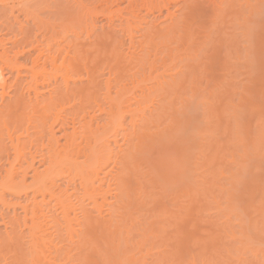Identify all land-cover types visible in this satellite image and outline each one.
<instances>
[{"label": "rangeland", "instance_id": "obj_1", "mask_svg": "<svg viewBox=\"0 0 264 264\" xmlns=\"http://www.w3.org/2000/svg\"><path fill=\"white\" fill-rule=\"evenodd\" d=\"M1 1L2 0H0V17L1 16L2 17L4 16L3 18H8L7 21L10 20V18L12 17L11 15H13V16L15 15V18H16V16H18V13L20 14V12H21L20 10L23 9L22 8V9L19 10V8L21 6L22 7H25L24 5H26V6L28 5V8H27L28 9V12H31V11H29V7L31 5H33V4H34L33 6H35V4H38L37 6L39 8L41 6L40 11H39L40 13L38 11L36 12V14H38V16L36 14H34V12H32L33 15H35V16L38 17V18L35 17L36 20L39 19L41 22L42 21L45 22L46 20H48V21H46V25L50 21L52 23H55L56 25L61 24L62 26H65V28L68 26L69 28H67V29H71V30L67 31L69 33H66L65 32L66 34H63L62 33V30L63 29L61 28L62 29L61 30L60 28H58V26H61V25H58L57 28L54 29V30H57V31L56 32L54 31L55 36H54V34H53V36L56 37L57 40H58V38L60 39L61 37H64V38L66 37L65 39H67V40H63L64 38L63 39L61 38L60 40L62 42L58 41L59 43L56 42L54 46L55 47L57 46V48H58L60 46V43H61V46H64L65 47L64 49L70 50L69 52L66 51L68 53L66 54L67 56L66 55L65 56L68 57V59H70V61L73 62V63L72 62L71 63L74 64V65L76 63H77V65L80 63V65H79L81 67L80 70L78 69L79 66H74V67H77L76 69L79 70V71H77L73 67H71V70L73 68V71L74 72L72 71L70 74H68V77L70 78V80L72 79L71 81H69V78H68V81H69V84H70V89H71V87L72 88H75L76 92H77V89H79L78 92H80V87L82 86L83 83L86 86L88 85L87 87L86 86H82V87H85L86 89H89V86L91 85V87L93 86V88L90 89V90H87V91L89 93H91V94L93 93L92 97H94L93 99H95L94 102H93L92 99H91V95L90 94H89V97L90 98L88 97V92H85V93H87V95L86 94H83V92L86 91V89L81 91L82 92V95L81 94L79 95L80 97L83 96V95L86 96L85 104H83L84 106L81 104V103H83L82 100H81V102H79V98L77 99L78 101H76V98L74 96L77 93L74 94V95H71L72 97H74V98H72V101L73 102L72 101H69L71 99H69V100L67 99L68 104L69 103L70 104L72 103V105L70 107L71 109H72V107L73 108L74 107H78L79 106V103H80V105H82L83 112H84V109L86 111V112H84L85 113L84 119H82V115H83L82 114L83 113L82 110H81L82 113H80L79 111L77 112V110L74 111L72 109L73 112L71 111V113H69V114H71V116H67V114H68L67 112L68 111L66 112V110H65V112L67 113V114H65V116L67 118L63 117V113H65V112H63V113H60L59 112L58 113L57 111H55V109H57L59 107V104H60V106L62 108L63 107L65 108V106H66L67 110H69L68 107L70 105H68V104L66 105L67 101L64 103V100H61V101H63V104L64 105H61L62 103L60 102L58 104V107L57 108H56V106H57V104H56L55 106H53L54 108H52V109L50 108V110L47 109L46 112L48 114L45 113V112L42 114V112H43L42 110H44V109L42 108V110H41V108H40L41 106L39 107L38 105H42L43 102L45 103L46 100H48L49 98H52L54 96V94H56V92L59 91L58 89L60 87H61L60 89H62L64 87L63 86L64 83H63V80H62L63 78H61V76H62L61 71L62 70L60 69V70H58V72L56 71L57 74H56V77H55V75L52 74V71H54V73H55V70H53V69H51L49 67L51 69V73L49 72L50 70L49 71L47 70L48 73H49V75H50L49 76V79H48L47 75H46V77H41L40 78V76H44L46 72L45 73H42V75L40 74L38 76V80L36 81V83H39V84H36L35 83L36 84V87H37L36 88L37 91H35V89L29 91L31 87H32V89H33V87H35V84H34L35 81L34 80L37 79V78L36 79H33V81H32V79H30V77L28 78V76L31 75V71L29 72V70H30L29 68H28L29 70L26 69L28 71L24 70L25 69V66L26 67H28V66L31 67L30 62L33 59L35 53H37L34 49L33 50L35 52H33V50H29L31 48V46L34 47V46L37 45V44H35L34 46L33 45H29L30 40H31L29 38L30 37L29 36L30 35L29 34L30 33V30L29 29H30V27H33L32 16H31L32 14L29 13V14H26L25 15V14L21 13V16L19 15L17 17V19H19V21H17L16 26H15L16 29L19 28L18 25H20V28H21V26H23L21 29H25V30L28 29L29 32L27 31L28 32L27 35L29 34L28 35V38L30 40L26 39L25 42L23 41L24 43L29 42V43H26L25 44V45L30 46V48H28V49L27 48L24 49L23 48L24 46L22 47V45L24 44L23 42H22V45L21 46H18L19 50H18V48L16 49L15 47H13L15 45V43H17V40H18V43L17 44H20V41L21 40L19 41V39H22L23 40L22 35H24V31L21 30V29H18L19 31L20 30L23 31V33L21 34V32H20L18 34H15L16 33V31H15L14 34H13L12 31L10 30L11 28H9V27H14L13 26L14 22H13L12 25H9L8 26L9 29L6 28L5 25H8V23L9 24L12 23V21H11L12 18L10 20L11 23L9 21L7 24L4 25V27L6 28V30L7 29L9 30V31L7 30L8 32H5V28L2 26L3 23H0V27L2 26L1 29H0V31H1L0 32V42L1 43H2V39H3V41L4 40L5 41H11V40H14L17 36H19V38L17 37L18 39L16 38L17 40L15 39L16 42L14 44L4 41L5 43H3V44L5 45L6 48H4V46H3V48L1 47L3 49V51H1L2 49L0 48V52H2L0 54H4L5 53L4 50L7 51V53L10 50L9 51V55H7L5 53V55H7V56L4 57V59L7 58V59H9L8 62L10 60L12 62H14L13 61L14 60L13 57L15 55L13 56V54H15V53H14L13 50H11L9 48H15V50H18V52L21 51V54L23 52H26V53H23L21 55L22 57H20L18 55L20 58L19 57L17 58L18 59L17 60V63L18 64L21 63V65L23 64L22 68L24 67V69H22V68L20 69L21 72H19V73L17 71L18 70L17 66L14 65L15 68H13V66L10 65V68L11 69L12 68L14 69V70L13 69L11 70V69H9V67L7 69V66L9 65L8 63H7L8 65L6 66L5 63L0 62V63H2L0 65H2V67H3V73H4L3 76L5 78L6 85H7L6 88H5L6 95L4 96V103H6L7 101H12V100L14 101L13 98L16 96V94H19L20 93L19 92L20 90H21V92H23V95L26 97V100H29L30 99V101L31 100L34 101V99L36 97L35 96V93L37 92L36 95L39 96V97H37L38 100L37 99L36 100H37V102L40 103V104L37 105V107H39L40 109H36L37 108L36 107L34 110H37V111L40 110L41 111V112L39 111L41 114H39L36 111L34 112L36 115L34 113L33 114L31 113L32 117H34V120H35V117L37 116V119H36L37 122L34 121L35 123H33L32 125H30V126H32L31 128H30V126H28V127L25 126L26 123H24L23 125H21L22 127L20 126L21 128H19V127L13 128L14 131H16V132H13V129H11V128L14 127V126L11 123H7V124H9L10 127L7 124H5V125L8 126V127H5V125H4V127H2L1 124H0V126H1V128H0L1 129L0 130V132H1L0 133L1 134L0 135V141L1 142L2 141H5L4 144H5V146L7 148L10 145L9 144L10 141H8L9 139H7L8 136H10V137L12 136L14 138L15 136L17 137V136H19V135L22 134L21 137L20 136L18 137L20 139V141H24V140L26 141V140H28V138H25L27 135H25L24 133H27V132H24V129H25L24 127H27V128H30V129H33L34 128L33 129L35 131L34 133H36V131L40 129L39 126L40 125H43L46 122L43 125V127L46 125L45 127L48 128L47 125L48 124L50 125L51 123H53L52 121L54 120L55 116L53 115V120H52V118H51L52 116L51 115L55 111L54 113L57 112V114L59 115V118L62 117L64 119H68V117L69 118L72 117L71 119H73V120L68 119V122L70 121L72 123H75V124H71L72 127H73V125H75L74 126L75 129H73L69 125L70 122L69 123H66L70 128H68L67 125L64 126V124H65L64 123L63 124L64 127H62L63 128V131L67 127V130L64 131L65 133L67 132V133L70 134L72 129L73 130H76L77 129L76 130L77 132L73 131V132H75V137H77L76 133L77 134H80V131L83 128L82 125L85 123V127H89L91 129L90 131L92 132V134L93 133H98V131L99 132H102L101 134H103V136L105 134V137L106 138L104 140V137H103V140L106 143L110 140L109 141L110 143L108 142L109 145L106 144L107 147L105 146L108 149V152H107V149L106 150L104 149V145L103 144L100 143L101 146L103 145V148H101V147H99L100 146L99 143H96L95 141H94V143H91V141L93 142V140H97V139H94V138L97 137L100 133H98L96 136H92L94 138H89L90 140L88 139V141H90L91 145L89 144V142H86L84 144L82 143L83 140L85 142V139H86V138H84L85 137L84 134H86V136L90 137V134L91 133L87 135V133L82 132L83 135H81V136L78 135V136L81 139H83V140H81L79 138H78V140H79V142L81 140V143L83 145L86 144L87 147H89V145L92 146V147L94 146L93 149L98 150L97 151L98 153L94 150L95 152H93L92 155H94V153L95 154L97 153L96 155L99 157V159L102 156V158H104V161H105V159L107 157L109 158V154H110L109 152H111V155H112V154H114V152H117L118 150H119L118 151V154L122 151L121 154L123 156H121V158H118V160L121 161L122 157H124L123 158L124 160H122V161H124L123 164H125V160H127V161H131L132 160L130 163H133L132 164L133 167H132L131 164L130 165H131V168H135V169H130V165H129V169L132 170V172L136 170L138 173H136V171H135L134 174H137L138 176L140 175L139 172H141V174H145L146 175V173H144L143 170H145V172H147L148 170H150L149 168H147V163H150V157H151V159H153V158L156 159L158 157V156L156 157V153H154L155 156L152 157L151 154H153V152L151 153V150L150 149H153V150L155 149L154 152L155 151L156 152H158V151H164L163 150L164 148L161 147L162 144L165 146V149H167V150H168V147L172 146V149L171 150H173V148H174V150H176V152L180 151L181 154L183 152L184 155L183 154L181 155L179 152L178 153H179V155L182 156V159L184 160L182 162H184L185 164L187 162L188 165L186 167V165L183 164V166H184L183 169L184 170H182V171H185V172L179 173V175H177V176L175 175V177L177 178V179L176 178L174 179L175 182L179 178V181H177V182H180V183L177 184L178 187L171 186L172 187V189H170L171 191L170 190H167L169 194H167L166 190H164L165 192H162V190L159 188V184L158 183L160 182V180H158V182H156V184H155L154 181H152V180L157 181L156 180L157 178L155 179V175H153V173L152 174L149 173L151 170L148 171L149 175H147V176H150L149 179L150 180L152 179L151 181L154 182V183H151L150 180H148V182H147V180H146L147 176H146V178H143L141 176H144V175H141L139 178H141V180H143V179L146 180V181L143 180L146 183L145 184L144 182L140 181V179H138L140 182H142V186L141 187H143V193L145 194L146 191H144V190L146 188H148L149 186H150V188L151 187L153 188V186H152V184H153L154 185V189L153 190H155L158 187L160 190L158 188H157V190L162 192V193L161 192L159 193L157 190H155L154 191L155 194H156V192H158L157 194H159V195H157V196H159V197H160V194H164V195L161 196L164 199L158 198L159 200L161 199V201H163V202H160L159 200H156V198H157L156 195H155V197L149 195V194L154 195L153 194L154 192L152 193V191H151V193L146 194V195L149 196V198H147V196L146 197L143 196V193L141 191L140 192L138 191L136 193L137 195L134 193L136 195V197L139 195L137 198H135L134 194L132 196V197H134L137 200V201L135 199L133 200V198H132L133 202L136 201L132 205L134 206L136 203H138L136 205L140 206V207H138V210H137V206L134 207L135 209L132 207V205L130 207V204L131 203L129 201L130 195H132V192L135 189L133 187H131L132 190L130 188H128V190H126V187L132 186V185H128V184L131 181H133L134 178H136V177H133V175L130 174L132 176V179H133L132 180L130 178L131 176L128 174V171H129L128 170L127 171V175H129L130 177L129 176L127 177L126 174H125L126 172L124 171L125 172L124 173L125 174V177L127 178L126 181H128L129 178L131 179L129 181V183L127 182L128 183L127 185H126V181H123V179L120 180L118 178V180L120 181V183L119 182H115V181H118L116 179V177L122 175V174L121 175L118 174V172L120 171V173H123V171L120 169V168H123L124 167V166L122 167L123 164L122 165L120 164L121 167L119 166V164L116 165L117 162L118 163L120 162V161H118L116 159L117 156L120 157V155L116 154V156H115V154H114V158H112L110 156V158H111V162L109 161L110 164H109V162L107 163V161L105 162L106 164H108L107 166H106V164H105V166H102L101 164H102V162H104L103 159H102V162L100 160V162H101V164H100L98 162L99 159L97 158L96 161L101 166L98 167V165L96 163V165H97L96 170L98 168L101 169V167H103L102 168L103 170L102 169L99 170V171H101V173L99 172L101 175L99 173H96L97 175L99 174L98 177L100 176L102 181H104V180L107 181L108 175L111 178H113L111 180V181H113L112 183H110L109 182L110 180H108V182H105L107 184H105L103 182H100L101 180L98 182V177L96 176V174H95V176H93V177H96L97 178L96 181L98 183H103L104 184V188L102 187L103 184L101 185L102 188L99 186L100 184H98V185H97V183H95L96 185L94 184L95 186H98L97 189H99V187L101 189H103V190L105 189L104 192H103V195H105V192H106L105 186L112 187L114 185L117 188V186H116L117 183L122 184L121 181H123V184H124V182H125V187H124L123 184H122V187L127 192V194H126L127 196L126 197H129V198H127L126 201H124V203L127 204L128 203L127 200H128L129 201V206L127 204V207H130L131 209L128 208V210L125 211L126 210V206L122 208V209H125L124 212H127L128 213V214L125 213L126 214V216H125L126 218L124 217L125 220L124 219L123 220L126 221V220H128L130 218L136 220L138 218V220L136 221V223L137 222L138 223L136 224L134 222V220L132 221V219H131V220H128V221L129 222L132 221V222H130L128 224V223H126L127 222L126 221V222H124V225H123L122 224L123 221L121 222L122 218L120 220V218H119L120 216L118 217V216H115L114 215L115 213H116V215H118L121 212L118 213L116 211L114 213L113 211L110 210L111 209L110 208V203H111V206L112 207H113V205H114V207L116 206V208L120 206V204H118L119 206L118 205H115L116 204L115 203V199L118 200V198H120V195L118 194L119 197L116 198V196H115V199H114V194L116 195L117 193L116 192L113 193V191L116 188L112 187V188H114V189H112L113 190L112 191L113 194L112 193H110V194L108 193L109 194L108 197H107L108 194L106 192V196L105 197H107V198H105L102 195L101 189H99L100 192L97 193V194H99L98 196L99 197L103 196V198H105V200L107 199L106 201H104V199L102 198L103 200L101 201V199L98 196H96L98 198L97 199L98 202H95V204L96 203H99L101 201L102 205H101V203H99L101 205V208H100L101 210L98 208V211L100 210V212L102 214H100L99 212H97V210H94L93 209V211L94 212L96 211L95 213H97L98 215L100 214L99 216L97 214H95V213H92L93 211L91 210L92 208H95L96 209V207H98V204H96L97 205L96 207H94L95 204L92 206L93 203H92L91 199H87L86 196H85L86 199H85V202H84L81 197H82L83 193L85 194V192H87V191H84L83 190L84 192H81V188H80V186L82 187L81 184H80V186L78 185V187L80 189L79 188H76L77 187V184L79 183L80 180L78 181L76 179L77 181L76 180L74 181V179H73L74 178L73 175L75 173L74 170H76L74 164L77 165L76 167H78L79 164H81L80 167H83L84 164L82 165L81 162H83L85 164L88 163V162L92 163L88 159L90 157L87 158L88 154L90 153V152L88 153L87 151H89V149L90 150H92V149L91 148L88 149L86 147L87 148V151H84V152H86V154L83 152L84 155H85V158L83 156V153L81 154L82 156L80 154H78V158L80 157V159L77 158V155L73 154V158H74V156H75V158H77V159H75V158L74 159L76 160V162H78V164L75 162L73 164L74 167L71 166V169L64 170L63 172L60 173V175H57V177L55 178L56 181H54L55 182L54 184H56V185L54 186V191L53 190L52 191L53 192L56 191L57 192L56 195H57L58 192H59V190H60V192H61V190L62 191L63 190L64 191L67 190V191H65L66 193L63 191L64 193H61L60 195L58 194V196L61 197V195L63 194L62 197H64L65 199H67V198L70 197L68 199V201H67V202H70L71 201V198L74 197L73 195L76 194L75 193L76 191H74V193H73V190H72L73 189V186L72 185H76L75 186V189L80 190V191H78V193L79 192L82 193V195H80V193H79L78 194L79 196L77 194H76V196L77 197H80L81 196L78 199H80L81 200V203H83V208L85 207L84 208V211H87V209L90 212L92 211L90 214H93V216H96L95 218H98L97 220L99 221V223L102 226L100 224H98V225L101 228L103 227L102 228L103 232L101 231V233H100V230H101L100 227H96V230H94L95 229L94 228V226H95L94 225V222L95 221L92 224V225H94V226H92V229L91 228L89 229V227L87 226L88 224H86V226H85L88 229L87 228L85 229V227L82 224H85L84 223L85 221L86 222L88 221L87 223H89V221L92 220L93 218L92 219H89V220H86V219L83 218V222H82V217L85 216V215L84 216H82V215L83 214L88 215L89 212L88 211L86 213L84 211H83V213L80 212L81 211V210H79L80 203L78 205H77V203H75L78 200V199H76L77 198L76 196H75L76 198L74 197L76 199V201H74L75 199L72 200V202L74 201L72 204L73 205L75 204L77 207H74L75 205L74 206L73 205H69L70 203L66 204V202H65L63 204H66V205H61L59 203L61 205V207L59 206V209H58V207H57L58 205L57 204H56V207L57 208L54 207V204L56 203L55 201L59 198V197H57L55 195V197L57 199L55 198L53 200L54 203L52 205L55 208V210H53V209L50 208L52 206H49V205H51L52 201H51V203L49 202V204H46V201L47 200L48 201L52 200L54 193L51 194L52 193L51 191L48 192V193L51 192L50 195H52L51 196L52 198H50V196H46V194L45 195L43 194V196L46 197V198L43 197L46 200V201H44V199L41 198L42 197V194H40L41 197L39 195V192L41 190H43L44 188H41V190L38 191L39 190L38 189L39 187L37 188L36 187L37 185H35V187L37 188L38 193H35L34 190L36 188L34 187L33 188L34 190L32 191L33 193L32 192H29V190H31V189H29L28 191L26 190L27 193H24L26 191H24V192L23 191L22 192L20 191L21 193H24V194H22V196L20 194V197H19V194H18V197L19 198L17 196L14 197V195H16V192L12 193V194H14V195H12L11 194V191L12 190H10L9 188H6L7 191H8V189L10 190V191H8L9 194H8V192L6 191V189L4 187H3V189H0V199H1L0 200L1 201L0 202V215H1L0 216V237L1 238L4 237L3 239H5L6 237H8V234H9V237H10V236H12L10 234H12L14 231H17L18 230L17 227L20 228L19 225L17 226V223H15L16 225L13 224L15 221H13L12 224H13V226H16V229L17 230L14 229L15 227L12 228V225L9 226L8 225V219H9V217H11L10 220L11 219L14 220L17 217L18 218H22V216L25 213L22 212L23 210H20L21 206H26L25 203H28V201H25L26 199L29 200V203L27 204L29 206V204H31V202H30L31 201L30 200L31 198H28V197L30 195L32 196L35 193V195H33L32 197H34V196L36 197V196L39 195L38 196L39 198L37 197V199L38 200H41L42 199L43 202H45L44 206L42 204L43 208L46 205H48L49 206V209L52 210V211H54L55 214H57V212H58L57 210H59L58 216L57 215L56 216H57V219L60 216L59 219L61 218V220H60V222H59V220H57L58 221V222L56 221L57 223L62 224V226L65 225L66 224L65 220H66L67 216L69 215V217L67 218L68 220L70 219L69 220V222H70L69 224H71L72 227H73V224L75 223V227H76V228L73 227L74 228V231L72 230L73 228L71 229L74 232V234L72 232L73 236L75 235L74 236L75 238L77 237L80 241L82 240V242H78L79 240L77 241L76 239H74L72 237V241L74 239V243L73 244L68 243V245L67 244H64L63 243V240H62L61 242H62V244H64L63 247L65 248V247H68L69 246L68 247L69 248L68 250L71 251V253L68 252V255H65L64 256V251H63V253H62V251L59 252V253H61V255L63 254L64 257H62L61 255H57V256H60L59 258L57 256H55L56 260H55V258H54V260L53 259L52 260L53 261H56L57 264L64 263V261H62V260H65L63 258H67V257H68L67 258V261H65L64 264H74V261H76L75 262L76 264H93V263L94 264H105V263L106 264H118L120 262V260H121L120 258H122V254H125L127 256L126 257L125 255H123V257L128 258V259L125 258V260L127 261V263L124 262L125 264H128V263L129 264H132V262H134L135 259H137V260L133 264H137V263H140V264H153V263L154 264H176V263L177 264H181V263L182 264H264V0H115V1L114 0H105L106 2H104V0L103 1L102 0L101 1L100 0H91V1L90 0H81L80 4L82 3V5H83V11L81 9V7H82L81 5L80 6H77L78 5L77 4L78 3L77 0H53V3H52L51 0H12V1L10 0V2H9V0H7V1L5 0L4 1L5 3L8 2L6 4H1V3H4L3 1L2 2ZM40 2L43 3V4L41 5ZM48 3H50V4L48 5ZM133 4H135V5H133ZM16 6H17V9L18 10H15ZM50 6L52 7V9H51ZM59 6H61V7H59ZM11 7L12 8L14 7L13 8L14 10ZM38 7H37V9H39ZM131 7H133V8H131ZM35 8H36V6L34 7V9ZM45 8L47 9L46 11H45ZM41 9H43V10H41ZM80 9H81V11H80ZM11 10L14 11V12H13V14L11 13V15H10L9 14L10 12H8V11H11ZM88 10H90L91 12L90 11L88 12ZM131 10H134V11H131ZM23 11H25L27 13L26 9L23 10ZM33 11H35V10H33ZM43 11H45V12L43 13ZM49 12L50 13H54V14H52L53 15L52 17L49 16V15H51ZM89 13H90V15H89ZM5 14L7 16L10 15L11 17H5ZM56 14H58V15H56ZM131 14H133L136 17L132 16ZM52 19L54 20V22H53ZM3 20H6V19H3ZM3 20H2V22H4V23L7 22V21H3ZM56 20H57V22H55ZM15 21H16V19H15ZM18 22L20 24H18ZM44 22H42V24ZM52 23H49V25L51 24L54 27V24H52ZM127 24H128V26L130 25L131 30H129V27H128V30L125 28V26ZM35 27H37L36 22H35ZM37 28H35V29H37ZM43 28H45V27H43ZM49 28H50V26H49ZM121 28L122 29L124 28V29L121 30ZM67 29H65V30H67ZM41 30H40V32H41ZM125 30L126 31H131V32H129V34L131 36L128 35V32L126 33ZM36 32H37V30H36ZM36 32H35V35L34 36H36V35L38 36V32L39 31L37 32V34H36ZM40 32H39V38L37 37L38 38L37 43H39L38 44L39 46H36L37 48L35 47V49L38 50V51H39L40 48L41 49H44V48L46 49V47H47V43L46 42H48L47 38H49L48 36L46 38V35H45V39H44L43 36H42L43 34L40 35ZM25 33H26V31H25ZM32 34H34V33H32ZM61 34L64 35V36H61ZM34 36L31 37V38H36ZM40 36H42L41 37L42 39L40 38ZM37 38H36V40H37ZM24 39H25V37H24ZM40 39L42 40L41 43L39 42ZM43 39H44V41H43ZM32 40L34 42H36L35 39H32ZM45 40H46V42H45ZM57 40H55V41H57ZM63 41H65V42H63ZM70 42H71V44H69ZM64 43H66V45ZM40 44H42V46H44V47L42 48V46H40ZM67 44H69V45H67ZM87 45H89L90 48L88 47V49H86L87 48L86 47ZM96 45L99 46V48H100V50L98 48L100 54H101L102 51L105 53V55H106L105 57H104V55L101 54V56L103 58L101 57L100 59H97V55H98L99 52L97 51L98 52L97 53L96 51H94V46L97 47ZM0 46H2V44ZM111 46H112V48H111ZM20 47H22L21 48L22 50H20ZM55 47H54V49H56ZM81 47H83V49H80ZM113 47H114V49H115L114 51L116 53L114 51L112 52ZM61 48L63 49V47H61ZM77 48L80 51H82L83 55L86 58V60H85L86 63H87L88 55H90V54L91 55H94L95 52L97 53V55L95 54V56H93V57L90 55L92 58L89 56V59H88V62L89 63L86 64V63H84V60H82L83 59L82 58L83 55L79 53V50ZM62 49H61V52L64 51V49L63 50ZM73 50H74V52H73ZM85 50L86 51L90 50L91 52L88 55H85V53H88ZM66 52H64V53H66ZM92 52H93V54H92ZM43 53L45 55H47L46 52H43ZM64 53H62V57L65 58L66 61H68V59L63 55ZM59 54H57L58 55L57 56V58H58L57 59V61H58L57 64H59V61L62 60V58H61V56ZM100 54L98 55V58L100 57ZM80 55H82V56H80ZM8 56L9 57H12V58H9ZM41 57L44 58L45 56H41ZM94 57H95V60H94ZM137 57H138V59H137ZM0 59H1V61L3 60V58L1 56H0ZM73 59H74V61H73ZM108 59L111 62H109ZM43 60H45V58ZM76 60L77 61L80 60V62L79 61L76 62ZM139 60L140 61L142 60V61L139 62ZM104 61L107 62V63L105 64ZM40 63L42 64L43 61L40 62ZM109 63H110V65H109ZM3 64H5L6 67ZM131 64H133V65H131ZM141 65H143L142 66L143 69L141 68ZM47 66H49V65H47ZM86 66H87V69H89V70L86 69ZM150 67H151V69H150ZM49 68L46 67V69H49ZM140 68L143 70V72H142V70H140ZM144 68H145V71H144ZM146 70L148 72H146ZM140 71H141V73H143L145 75L146 78L147 77H149V78L151 77L152 79L150 78L151 79L150 80V79L147 78V81L149 80L147 82L146 81V78L144 79V77H143L144 75H141ZM150 71H151V73H150ZM26 72H29L30 74L29 73H26ZM59 72L61 73L60 74L61 76L58 74ZM69 72H70V70H69ZM163 72H164V74H163ZM25 73L26 74H29V75L26 77V74ZM23 74H25V75H23ZM51 74H52V76H51ZM161 74H163V75H161ZM90 75H91V77L93 79H91ZM156 75L158 76L157 78L154 77ZM159 75H161V76H159ZM81 77H83L84 79L83 78L81 79ZM46 78H47V80H45ZM54 78H56V79H54ZM141 78L144 80V82H142L143 80L142 81L140 80ZM155 78H156V80L159 79L158 82L156 80H154ZM42 79L44 81H42ZM28 80H31L32 86H30L31 82H30L29 85H26V83H27ZM92 80H94L95 83H97V84L100 82V84L96 85V88H94L95 87L94 86L95 83ZM105 80H109V82H110L111 85H108V86H110V87H108V86L106 87L107 83H105ZM152 80H154V81L153 82H150ZM24 82H26V83H24ZM106 82H108V81H106ZM109 82H108V84H109ZM159 82H160L161 85L162 84L165 85V83L166 82L167 83H166L165 86L162 85L163 88L161 89L160 88L161 85L159 84ZM17 83H19L18 84L19 87H18ZM74 83H75V85H73ZM156 83H157V85H156ZM168 83H170V84H168ZM167 84L169 85V87H167L168 86ZM79 85H81V86L78 87ZM113 85H114V87H113ZM27 86L28 87L30 86L29 87V90L26 89ZM75 86H77L78 88L75 87ZM138 86H140V87H138ZM157 86H158V89H157ZM24 88L27 90V93L25 92L26 90H24ZM124 88H126L128 90H129V88L130 89L132 88V89L136 90V91L130 90V93H131V91L133 93L135 92V95H137V96L139 95L141 97L135 96V98L136 97L137 98L136 99L135 98L133 99L132 98L133 97V94L131 93L132 94V96H131L128 93V95H130L131 97L130 96H126V98L128 99V102H124L125 101L124 99H126L124 92L122 93V95L124 94L122 96L123 100H122L121 97H120L121 98L120 99L119 96H117L118 93L121 90H126ZM136 88H138V89H136ZM150 88H152V89H150ZM172 88H173V92L171 91ZM97 89H99V90L101 89V92H100L101 94L99 93V91ZM155 89H157V90H155ZM166 89L169 90V91H167L168 94H167V92L165 93V90ZM103 90L104 91H108V92L110 91V92L109 93L103 92ZM117 90H118V92H117ZM143 90L144 91L146 90V91L144 92ZM33 91H35V93L33 95L35 97L32 96ZM96 91H97L98 95L100 94V97L98 95L96 96L94 94V92L96 93ZM141 91H143V93ZM147 91L148 92L150 91V92L148 93ZM159 91L164 92V93H161ZM49 92L52 94V95H50L51 97H49ZM105 93L108 94L109 96H111L110 97V102H107V99H105V100L103 99L102 96H104V98L107 96ZM116 93H117V95H116ZM145 93H146L147 96H145ZM169 93H171V94H169ZM27 94L28 95L30 94V96H28ZM38 94H40V95H38ZM115 95H116V98L118 99V102H117V100L115 101V99H116V98H114ZM166 95H167V98H166ZM169 95H171V96H169ZM142 96L143 97L145 96V98H143ZM168 96H169V98H168ZM76 97H78V96H76ZM97 97H99V99H97ZM87 98H88V100H87ZM100 98H101V100H103V103L102 104H104V105L101 104ZM80 99H83V97H81ZM119 99L122 101V103H121V101ZM131 100H133V101H131ZM134 100H135V102L137 100V102L135 103ZM33 101H31L30 103L31 104H35V103H33ZM88 101L89 102L91 101V102L89 103ZM108 101H109V99H108ZM112 101H114L116 104L115 103H112ZM131 102H133V103H131ZM110 103L115 104V105H112ZM118 103H120V105ZM99 104L102 105L103 107L102 106L100 107ZM109 104H110V107H109ZM117 104H118V106H117ZM121 104H122V106L124 105L123 106L124 107V110L126 109V106H130V107H127L126 111H123V107L121 106ZM76 105H78V106H76ZM97 105H98V107H97ZM115 106H117V107H115ZM61 107H59V110L62 109ZM93 108H95V110ZM100 109H101V111H99ZM112 109H115V110H112ZM116 109H117V111H116ZM118 110H120V111H118ZM164 110H165V114H164ZM177 110H178V112H177ZM111 111H113V112H111ZM129 111H131V112H129ZM87 112H88V114H86ZM92 112L94 114H92ZM127 112L128 113H131V114L129 115V114H127ZM37 113H38V115H37ZM78 113L81 114V118H80V114L78 116ZM44 114H45V119H44L45 122L42 123L43 122V120H42L43 117H41V116L44 115ZM72 114H74V115H72ZM76 114H77V117H76ZM118 114H121L122 117H121V115L120 116H117ZM132 114H134V115H132ZM160 114L163 115L164 120H163V118H160V116H161ZM149 115L152 116V117L153 116L154 117L159 116V117H156L157 119L160 120L159 122H161L163 120L161 122L163 125L161 124V126H159V128H161V127L164 128V130L163 129H160L161 132L163 133V135H161V134L159 135V131L157 130V127L155 128L158 131L157 132L158 133L157 135L160 136L159 139H158V136L157 135H155L157 137L155 139V136H154L153 133H152L153 134L152 136H154V138L153 137H150L151 136V133L148 134V131H149L148 129H150L152 127L151 126V123L150 124L149 123H146V125H145V122L146 121L143 123V121ZM38 116L41 117L42 119L41 120L38 119L39 118ZM89 116L91 117L90 119H89ZM93 116H95V117L93 118V121H92V117ZM111 116L112 117L115 116V117H113L114 120L112 119ZM109 117H110V119H112V123L109 120ZM116 117H118V118L120 117V118H122V120L120 119V121H119V119L118 118L116 119ZM154 117H153V120H154L153 122H155V120H156V118H154ZM165 117L167 118V121L165 120L166 119ZM59 118H58V122L57 123L61 124V122H63V121L66 122L65 120H62L61 121L62 118L61 119H59ZM79 119H82V120H79ZM141 119H142V121H141ZM87 120H91V121H89L90 124L88 123ZM150 120H147V121H150ZM108 121H110V122H108ZM117 121L120 122V123H118ZM164 121H166L167 124L164 123ZM38 122H40V125H36V124H39ZM131 122L132 123L134 122V127H133V125L130 126V123ZM153 122H152V124H153ZM156 122L157 123H154V124L159 125L158 120H156ZM91 123H92V125H91ZM115 123H118L119 125L117 124V126H116V125H114ZM135 123H136V125L137 124H139V125H137V127H136ZM59 124H56L57 126H54L56 128V129L54 128L55 132L56 131L58 132V130H59L58 125ZM106 124L108 126H110V124H111V127L113 129L115 127L114 132L116 134L114 133V135H116L115 136V139L116 140L113 139L112 136L109 137L110 134L113 135L112 134L113 129H110L111 127L109 128L108 126H106ZM120 124H121V126H120ZM141 124H144L145 125V128H146L147 124L150 127L149 128L147 127L146 128L147 130L145 128H144L145 130L144 129L142 130V128L139 129V126L140 127L144 126V125H141ZM154 124H153V128L151 130H155L154 129ZM11 125H12V127H11ZM33 125H34V127H33ZM61 125H59V126H61ZM169 125L172 126L171 129L168 128ZM36 126H38L39 129H37ZM96 126L97 127L99 126L100 128L99 127L97 128ZM101 126H102L103 129L108 128V130L109 131H112V132H109L108 130L107 131H105V130L103 131V129L101 128ZM80 127H81V130H79ZM35 128L37 130H35ZM94 128H97L98 131H97V129L95 130ZM132 128L133 129L135 128L137 132H135V131L134 132L135 133H138V134L135 135V133L133 132V134H134L133 135L131 133L133 131V130L131 131ZM137 128H138V130H137ZM166 128H167V132L165 131ZM20 129H21L22 132L19 131ZM83 129L85 131V128H83ZM86 129H87V131L89 130L88 128H86ZM116 129L119 130V131L116 132ZM176 129L179 130L178 131L179 134H177V131H176V134L177 135L175 134V131H174ZM61 130H60L61 133L60 132H58V133L56 132L55 133L56 134L55 136H62L61 134H62L63 131H61ZM172 130H173V132H172ZM146 131H147V133H146ZM168 131L172 132L174 135L172 133H169ZM11 132H13V133L10 134ZM20 132H21V134H20ZM32 132H33L32 130L29 131V134H30L29 136H34V135H32ZM106 132H107V134L109 132V135H107ZM118 132L119 133L121 132V133L119 134ZM117 133L119 134L118 136H117ZM126 133L132 134L133 139H134V137L139 138L137 135H141L140 138L142 137L141 139H145L142 143H144L147 140L145 142V144L147 146H144V145L142 146L141 145L143 147V148H141V146H140V149L142 151H140V153H138L139 152V148H138V146L136 147V144H135V146L133 145L134 144L133 142L135 140H133L131 138L132 141H133L132 142L133 143L132 145L134 146V149H135V150L132 149V150L135 151V152L132 153V154H134L133 156L131 154L132 158H131V156L128 158V155H130V154H128L129 152L126 153L128 144L130 145V147H129L130 149L132 147V145L130 144L131 142H127L129 140V137L128 136L130 134L127 136ZM7 134H9V135H7ZM122 134L123 135L126 134V137L125 136H122ZM171 134L173 135L174 138L172 137ZM165 135L169 139H167ZM168 135H170V136H168ZM180 135H182V136H180ZM23 136H25L24 137L25 139L23 138ZM100 136L102 137V135H100ZM100 136H98V138H100ZM177 136H179L180 138L182 137V138L180 139ZM107 137H109V139H107ZM116 137H118V138H116ZM170 137H172L174 140L177 138L178 141H172L173 139L170 138ZM13 138H12V140H13ZM61 138L59 137V143L62 144L64 142V139H61ZM125 138H126V140H125V142H123V140ZM101 139L102 138H100V140ZM131 139H130V141H131ZM163 139H164V141H163ZM179 140H180V142H179ZM181 140L184 143L181 142ZM14 141L16 142V138H14ZM136 141H138V140H136ZM167 141H168L167 144H169V146L167 145L168 147L166 146V142ZM169 141H170V143H169ZM105 142H104V144H105ZM139 142H141V141H139ZM147 142H148L149 145L147 144ZM160 142L162 144H159ZM21 143H23V142H21ZM25 143H27V141ZM175 143H176V145H175ZM82 144H81V151H83L84 150L83 147H85ZM87 144H89V145H87ZM155 144H158L160 146H157ZM172 144H174V147H173ZM27 145H28V143L26 144V146ZM111 145H112V148H111ZM137 145H138V143H137ZM177 145L178 146L180 145V147L181 146L182 147L181 148L178 147L179 148L178 149V148H176ZM38 146H40V145H38ZM32 147H30V148H31V150L34 151V146H32ZM82 148H83V150H82ZM110 148L112 150H114V151H111V150L109 151ZM170 148H169V150H170ZM182 148H184V149L182 150ZM11 149L12 148H9L8 150H10V153L9 154H10V157H11V158L10 157L9 158L12 160L13 158H12L11 151H13V150H11ZM100 149L101 150L104 149L103 151H106L107 154H108V156L105 153V155L107 157H105V156L103 157V154L102 153H104V152H100L101 151ZM143 149H145V151ZM25 151H27V150H25ZM43 151H45V150H43ZM143 151H144V153H141ZM148 151L150 153H148ZM99 152H100V154H102L101 156H99ZM136 152H137V154H136ZM143 154L144 155L145 154L146 155L147 154H150V155L144 156ZM199 154H200V156H199ZM140 155H142V156H140ZM157 155L160 156V154H158V153H157ZM186 155H187V157L185 158ZM143 156H144L143 159L145 160V163L146 164L142 160V157ZM148 157H149V159H148ZM73 158H72V160H73ZM86 158L88 159V161H87ZM139 158H141V159H139ZM146 159L149 162L146 161ZM193 159L194 160L195 159L197 160V162H196L197 164H195L197 169H195L194 167H192L193 164H194V162H195ZM3 160H2V164L0 163V172H1L0 174L1 175L4 174L6 176L8 174V172L6 173V170H7L6 167L9 168V166H8L9 164L6 165V163L7 162H10L11 160L8 159V161L6 163H5L6 160L4 162H3ZM113 160H116L117 162L115 161L116 163L114 164V161ZM191 160L193 161V164L191 163ZM0 161H1V159H0ZM36 161H35L34 165H36V166L38 165V167L35 168L36 169V172L34 171V174L35 175H36L37 171L39 173H41V172L43 173L44 167H42V166H45L46 167L45 164L42 165V166H40V164H38V160L37 159H36ZM93 161H95V160H93ZM112 161H113V163H112ZM122 161L120 163H122ZM157 162L156 161L155 162H151V165H149V167L151 169H152V166H154V168L156 169V173L155 174H157L159 172H160L159 174H161L165 170L168 172V170H167L168 168L167 167H163L161 164L158 165ZM23 163L24 162H22V164ZM128 163H127V165H128ZM22 164H21V166H22ZM142 164L144 166H142ZM156 164H157V166H156ZM88 165H90V164L84 165L83 169L85 168V166H88ZM91 165H93V164H91ZM91 165L89 166L90 168H91ZM95 166H92V167H95ZM141 166L143 168L146 167V169H148V170H146L145 168L143 169ZM22 167H24V166H22ZM89 167H86V168H89ZM126 167H128V166H125L123 168V170L124 169H128ZM185 167H186L187 170L185 169ZM3 168H5L6 170L5 169H4L5 171L2 170L3 171V173H2L1 169H3ZM18 168H19V166H17V168L15 169L16 170V171H14L15 174L18 172ZM86 168L84 170H86ZM192 168H194V170ZM91 170H92V168H91ZM30 171L33 172V170H31V169L28 170V173L29 174H32ZM66 171L72 173V176L70 174L68 176V178L66 177L67 179L66 178L63 179V175L62 174L64 172L66 173ZM107 171H108V173H107ZM142 171H143V173H142ZM153 171H155V170L153 169ZM166 171H165L164 175L166 174ZM193 171L196 173V175H194ZM82 172H85L87 174H90V173H88L90 171H87V172L86 171H82ZM93 172H91V174ZM96 172H98V171H96ZM103 172H104V174L106 172L107 176H106V174L103 175ZM18 173L20 175L22 174L20 168H19V172ZM94 173L92 175H94ZM34 174H33V176H34ZM75 174H77V173H75ZM83 174H82V177H83ZM87 174H85V177L87 176ZM116 174H118V176H115ZM150 174L152 176H154V177L151 178V175ZM159 174H157L158 176H156V177H160ZM172 174H175V173H172ZM1 175H0V181H3V180H1V178L3 177V175H2V177H1ZM20 175H18V176H20ZM66 175L67 174H65L64 176H66ZM80 175H78V176L80 177ZM15 176L16 175H14V178H15L14 180L16 182H18L20 178H18L16 176L18 178L17 179ZM29 176L30 175H28V177ZM122 176H123V178L125 180L124 175H122ZM184 176H185V180H184ZM85 177H83V178H85ZM93 177H92V179H93ZM102 177L104 178V180L102 179ZM162 177H163V175H162ZM165 177H166V179L168 177V180H169V178L171 176L169 174H166ZM195 177H196V179H198V181H197L198 183L195 181ZM58 178H60V180H58ZM75 178H77V175H76ZM83 178H81V179L83 180ZM87 178L90 179L89 181H92L90 175L87 176ZM114 178H115V181H114ZM120 178H122V177H120ZM191 178L193 179V182L195 181L194 183L192 182V179ZM70 179L72 180L73 183H70L71 182ZM78 179H80V178H78ZM182 179L184 181V184H182L183 183ZM66 180H68V181H66ZM138 180L135 179V182L136 181L138 182ZM29 181L31 182L32 179L31 178H27V182H25V184L28 183ZM83 181H85V180H83ZM30 182L27 185H30V188H32L33 186L31 187V184H33V183L30 184ZM66 182L72 184L71 185L72 187L69 188L70 184L68 185V183H66ZM74 182H75V184H74ZM163 182L165 183V181H163ZM0 183H3V182H0ZM80 183H81V181H80ZM92 183H93V181H92ZM109 183H110V185H109ZM139 183H135V184L139 185ZM149 183H151V184L149 185ZM164 183H162V185ZM66 184L68 185V189H66L67 187L65 188ZM82 184H84V183H82ZM88 184H90V186H91V182L88 183ZM171 184L173 185L172 182H171ZM2 185H4V184H2ZM20 185L18 184V185H15V186L17 187V186H20ZM53 185H52V187H49V188H52L53 189ZM144 185H147L148 187H146ZM155 185H157V186L155 187ZM56 186H59V187H56ZM165 187H167V184H166ZM165 187H163V188L165 189ZM196 187H198V190H197ZM0 188H1V186H0ZM25 188H27V187L25 186ZM25 188H23V189H25ZM82 188H85V186L82 187ZM108 188H107V191H108ZM136 188H137V186H136ZM150 188H148L147 190H151L152 189V188L151 189ZM177 188H179V190ZM194 188H196V189H194ZM86 189L87 190H91L90 188H86ZM140 189L141 188H139V190ZM19 190H20V188H19ZM45 190L47 191L46 188H45ZM45 190H43V191L46 192ZM48 190H50V189H48ZM70 190H71L72 194H70V196H69V193H71ZM119 190H121V185H120V189ZM125 190H123V191H125ZM137 190H138V188H137ZM43 191H41V192L43 193ZM110 191L111 190H109V192ZM116 191H118V189H116ZM123 191L121 190V192H123ZM192 191H194V192H192ZM121 192H120V194H121ZM128 192H131V193L129 194ZM100 193H101V195H100ZM192 193L194 195H192ZM195 193H196V195H195ZM66 194H68L67 196H69V197L66 198L64 196ZM128 194H129V196H128ZM94 195H96V192L94 194H92L93 197H95ZM123 195H125V194H123ZM122 196H121V199H122ZM150 196L151 197H154L153 198L154 200L152 198L150 199ZM35 197H34V199H35ZM47 197H49V198H47ZM89 197H91V196H89ZM172 197H174V198H172ZM176 197L177 198L179 197L178 198L179 200ZM83 198H84V196H83ZM34 199H32V200H34ZM95 199H93V202L95 201ZM124 199H125V197H124ZM38 200H37V202L35 200V202L36 203H39V205H41L40 203L42 201L38 202ZM80 200H78L77 202H80ZM88 200L91 201V205L89 204L90 202ZM113 200H114V203H113ZM119 200H118V202L117 201L116 202L119 203ZM176 200H177V204L179 203L178 205H176ZM2 201H3V203L5 202V205H3ZM19 201H22V202L25 201V202H23V205H22L21 204L22 202L20 203ZM64 201H66V200H64ZM122 201H123V199H122ZM146 201H148V202H146ZM157 201H159V203L155 204ZM182 201H184V202L182 203ZM16 202L19 203V205H20L19 208L17 207L18 205L16 204ZM35 202H33V203L36 205L35 207H37L38 204H36ZM9 203H10V206L13 205L12 203H15L14 206L17 205L15 207V209H14V214H15V217L16 218L13 215L12 207L9 208L10 207L9 206ZM103 203H105V204H103ZM120 203H121V205H125L124 203L122 204L121 201H120ZM146 203H148V204H146ZM6 204H8V205H6ZM141 204H143V208L141 207L142 206ZM67 205L71 206V208L70 207H66L65 208V206H67ZM179 205H181V207H184L185 208V209L184 208H181L180 209L181 211H183V214L181 213V211H178L179 210V208H178ZM28 206H27V208L31 207V206H29V207ZM81 206H82V204H81ZM144 206H145V209H144ZM175 206H177V208ZM72 207H74L76 209V211ZM47 208L48 207H46V209ZM119 208H117V209L118 210H121V208L120 209ZM46 209H44V210H46ZM66 209H68V210L69 209H73L74 211L72 212V210H71V212L68 213V211ZM146 209H147V211H143V210H146ZM114 210H115V208H114ZM131 210H132V212H131ZM134 210H135V213H134ZM159 210H160L161 214H160ZM161 210H163V211H161ZM27 211H29V209ZM141 211H143V212H141ZM175 211H176L177 214L180 213V215H177V214L175 215L174 214ZM44 212L45 211H43V213H42L43 215H46V214L48 215L51 211H46L45 213ZM47 212H49V213H47ZM66 212H67V214H66ZM111 212H113L114 214L112 215ZM137 212L139 214H136ZM157 212L160 215H162V214L164 215V216L163 215L161 216L162 217L161 220L159 219V217H158L159 215H157L158 214ZM27 213L25 215H28V216H31V217L33 216V215H30V214H27ZM108 213L111 214L113 217L111 215H109ZM131 213H134L135 215L132 216ZM140 213L142 215H144L145 217H143L142 215H140ZM169 213H171L172 218H171V215H169V216L167 215ZM50 214H53V212L50 213ZM55 214H53V215H55ZM181 214H182V217H181ZM2 215H5L4 216L5 219H6L7 216H9L8 219L6 220L7 222L2 217ZM47 215H46V217H47ZM73 215L75 216L76 219L73 217ZM120 215L123 216L124 214L122 215V213H121ZM165 215H167L166 217L168 219H166ZM173 215L178 218L177 219L175 217L176 221L173 220L174 219V216ZM49 216H48V218H49ZM56 216H54V218ZM109 216H111L112 218L118 217L119 219L117 218L116 219L117 221L115 220V222H113L112 221L113 219L110 218L112 223L111 222L109 223L110 220H107ZM141 216H142V218H141ZM31 217H29V218H31ZM100 217H102V219H101L102 221L99 220ZM127 217H128V219H127ZM134 217L135 218L137 217V218L135 219ZM146 217H148L149 219L148 218L146 219ZM152 217H154V218H152ZM1 218H3L4 220H2ZM27 218L26 219L23 218V219L25 221L26 220H30L29 218L28 219ZM162 219H163V221H162ZM169 219H171L170 220L171 222L168 221ZM22 220H21V222H24V220L23 221ZM34 220L32 222H34ZM157 220H160V221H157ZM172 220L174 222H172ZM30 221H28V222L31 223ZM53 221L55 222V220H53ZM154 221L156 222V226H154L155 225V223H153ZM165 221L167 222L166 224H165ZM1 222L3 224L6 222L5 223L6 226H4ZM11 222L12 221H9V224ZM16 222H17V220H16ZM28 222H26V223H28ZM35 222H36V220H35ZM63 222H65V223H63ZM103 222L104 223L105 222L109 223L110 226L108 225V228H107V223L103 224ZM118 222H120L119 225L117 224ZM146 222L148 223V225H147ZM159 222H161L162 224H160ZM26 223H24V224H26ZM53 223L51 225V228L50 227L48 228L49 229L48 230V234H49V232H51L52 236H54V234L52 233V231H50V229L51 230L53 229V232L54 233H55V230H56V229L54 230V226L55 225H53ZM134 223H135V225H134ZM151 223L153 224L152 226H151ZM168 223L169 224L170 223H173V224L175 223V224L174 225L173 224L172 225L171 224L169 225ZM18 224H19V221H18ZM24 224L22 225V228L23 229H21V230L19 229L20 232L17 231L15 233L17 234L19 232L20 235H24V237L25 236L28 237V235H30V234L28 232V235H25V233L27 234V231L28 230L27 231L24 230V228H26V227H24ZM90 224H91V222H90ZM138 224H139V227H141V228H143V227L145 228L146 227V229L143 228L141 230V228L138 227ZM157 224L158 225L160 224L159 227H162L163 229L160 228L159 230H157L159 228L157 226ZM29 225L28 224L25 225V226H28L27 229H29ZM103 225H105L106 227H104ZM127 225L129 227V229L126 227ZM165 225H167V226H165ZM20 226H21V224H20ZM96 226H97V224H96ZM134 226L137 227V229H139L141 232H136V231H139L137 229H134L133 230ZM147 226H149V227L151 226V228H149ZM56 227H60L63 230V227H61V225L60 226H56ZM154 227L156 229H154ZM167 227L170 230L167 229ZM97 228H99V230ZM109 228H112V231H111L112 233L114 232V234L111 233V235H110V236H113V235L115 236L114 239H113V237H111V239H113V240H110V238H109L110 236L107 237L110 234V232H107V231L110 230ZM117 228L119 229L118 231L122 232L121 233V236H122V238H124L123 240H120V237H119L120 236V232L117 231ZM121 228H124V229L121 230ZM84 229H85V231L88 230V232H89V230L95 231V233L93 232V235H92V232H90L91 233L90 236H93V237L88 236V233L85 232ZM114 229H116L117 232ZM22 230H23V232H21ZM57 230L58 231H56V232H61L62 231V230L60 231L58 228H57ZM64 230H65V228H64ZM124 230H129V231H124ZM144 230L145 231L148 230L147 234H146V232H144ZM154 230H156V232H157L156 235H154V232H155ZM163 230H166V232L163 231ZM96 231H98V232H96ZM158 231H160L161 234L157 235L159 233ZM177 231H178V233H177ZM30 232H31V229H30ZM104 232H105V234H104ZM127 232H128L127 238L131 236L129 238L131 240L125 238L126 237L125 235H127ZM37 233H39V231ZM37 233L35 232V235ZM96 233H98V234L100 233V234L99 235L97 234V237H95V234ZM137 233L139 234V236L137 235ZM175 233H177V234H175ZM6 234H7V236H6ZM58 234H60L59 236H61L62 233H58ZM64 234H65V232H64ZM64 234H62V235L65 236ZM115 234L118 235V236H116ZM140 234H141V236H140ZM144 234H146V235H144ZM56 235L57 234H55V238L54 239H57L58 235H57V237H56ZM104 235L106 236V237H104V238H106L105 240H103L104 238H102ZM134 235L137 238V239L134 238V241L136 240L135 241L136 244L133 241ZM196 235H197V237H196ZM38 236H39V234H38ZM38 236L36 237L35 240H37L39 242V240H38L39 237ZM151 236H153V237L154 236L155 237L157 236V237L155 239V238H153ZM159 236H160V238H159ZM161 236H162V238L163 237H165V238L166 237L167 238L169 237V239H167V240L165 239L167 241V243L163 239L162 240L164 242H162L160 240L161 239ZM12 237H16L14 235V233H13V236ZM20 237L21 236H19L18 238H20ZM24 237H23V241L24 242L26 240L30 242V240H28V238L25 239ZM65 237L67 238V236H65ZM98 237L102 238L101 239L102 240L101 241V244L102 245H100V243H99L100 242L99 241L100 239ZM144 237L145 238L148 237V238H146L144 240ZM1 238H0V240H1ZM61 238L58 237V239L56 240V242L53 239V243L54 244L55 243L56 244L58 243L59 248H61L60 247L61 242L59 241V240H61ZM91 238H93V239H91ZM176 238H178V239H176ZM12 239H14V241H16L15 243L17 244V245H15L13 243L14 246H12V247L13 248L15 247L14 249H17L18 250V248H16L17 246H20L19 249L21 248L24 251H26L27 250L26 248H28V247L31 248L29 245L32 244V241L29 243L28 246L24 242H21V243H24L23 245L26 246V248H25L26 250H25L23 247H21L22 245H19V244H21V243H19V239L18 240H15L16 238H12ZM95 239L97 241H94L95 242V244H94L93 240H95ZM115 239H117V240H115ZM147 239H152V240L155 239L156 241L157 240H159V241H157V243L154 241L155 244H151V243H154V242L152 240H147ZM21 240H22V238L20 239V241ZM90 240H92L91 241L92 244H91ZM106 240H107V242H106ZM1 241H0V243H1ZM6 241H4L3 243H6ZM75 241L78 244L79 243H83V245L86 246V248H85L86 251H85L84 248H83L84 249V251H83L82 247L79 248V245H77V244H76L77 246H75L74 245L76 243ZM115 241L118 242V243H116ZM143 241L146 242L144 245L142 244ZM85 242H86V244H85ZM112 242H115L116 244L115 243H112ZM26 243H28V242H26ZM119 243L120 244L127 243V244H125V246H124V245H120ZM133 243H134V245H133ZM7 244H9V242H7ZM37 244H39V243H37ZM62 244H61V246H62ZM141 244H142V247L143 248L140 246ZM3 245L4 244H2V246ZM9 245H12V243H10ZM87 245L88 246H92V247H90L91 248L90 249L91 251L88 249L89 247ZM103 245H105V247H103L104 249H102V246ZM111 245H113V246H111ZM135 245H137L135 248L132 247V246H135ZM31 246H34V245L32 244ZM39 246L41 247V248L40 247L39 248L43 250L42 252L46 251L47 249H48V251L50 250L49 252L52 251L50 249L51 248L50 245H47L46 244L47 247L50 246L49 248H46V246L45 247L43 246L44 248H46V250L44 248H42L41 244H39ZM96 246H98V248ZM99 246H101V248ZM117 246H119L121 249H123L121 251L122 253H118V252H120L121 249L119 247H117ZM138 246L141 249L138 248ZM144 246L146 247V249L144 248ZM149 246H150V248H149ZM156 246H159V247L156 248ZM37 247H38V245H37ZM63 247H62V250H64ZM111 247H113V250H111L112 249ZM3 248H5V247H3ZM29 248H28V250H29ZM72 248L75 249V250H73ZM95 248H97L96 249V251L98 250L97 252L94 250ZM106 248L107 249L109 248V250L113 251L112 253H110V256L108 255L110 251L109 250L107 251ZM151 248H152V250H150ZM0 249H2V247ZM21 249H20V251H22ZM35 249H37V248H35ZM92 249L96 253H94L92 251ZM128 249H130V250L128 251ZM6 250H7V253L5 251L4 252L7 254V257L11 256L12 254L8 255V249H6ZM37 250H39V249H37ZM124 250H125V252H124ZM138 250H140V251H138ZM20 251L18 250L17 253L20 252ZM24 251H22V253ZM40 251L38 253H40ZM82 251L85 254H87V255H84V253ZM167 251H170V252L167 253ZM49 252H47V254ZM80 252H81V254L79 255ZM115 252H116V255H114ZM140 252H142V253H140ZM144 253L147 254V256L145 255L146 256V257L144 256L145 259H142V255H144ZM159 253H161V254H164L165 253V255L162 256ZM18 254H21V252L18 253ZM133 254H135V255H133ZM74 255H75V258L73 257ZM101 255H103L104 258L101 257ZM128 255H130L132 257L131 260H130V256H128ZM132 255L134 256V258H133ZM156 255H157V257H156ZM49 256H50V254H49ZM52 256L53 255H51V257ZM80 256L82 258H79ZM158 256H160V257H158ZM4 258H5V255L3 257V260H4ZM9 258H7L9 261L10 260L13 261L12 260V256L9 257ZM76 258H78V259L76 260ZM102 258L104 259L103 261H102ZM113 258H115V259H113ZM1 259L2 258H0V260ZM79 259L81 261H83V262H79L80 261ZM155 259L156 260L159 259V260L156 261ZM3 260H2V262H3ZM8 260H6V261L8 262ZM90 260H91V262H90ZM144 260H145V262H144ZM6 261H4V263H6V264H10L11 263V262H8L7 263ZM104 261H106V262L104 263ZM117 261H118V263H117ZM2 262H1V264H2ZM84 262H86V263H84ZM121 263L123 264V261Z\"/></svg>", "mask_w": 264, "mask_h": 264}, {"label": "bare ground", "instance_id": "obj_2", "mask_svg": "<svg viewBox=\"0 0 264 264\" xmlns=\"http://www.w3.org/2000/svg\"><path fill=\"white\" fill-rule=\"evenodd\" d=\"M2 1L4 2L5 0H2ZM2 1H1V2H2ZM6 1H7V0H6ZM11 1H12V0H11ZM51 1H52V3H53V0H51ZM51 1H50V2H51ZM77 1H78V3H77L78 5H77V6H80V5H81V6H82L81 9H82V11H83V5H82V3L80 4L81 0H80V1L77 0ZM77 1H76V2H77ZM90 1H91V0H90ZM100 1H101V0H100ZM102 1H103V0H102ZM114 1H115V0H114ZM9 2H10V0H9ZM25 2H26V1H25ZM42 2H43V1H42ZM54 2H55V1H54ZM66 2H67V1H66ZM94 2H95V1H94ZM104 2H106V1L104 0ZM6 3H8V2H6ZM6 3L4 2V3H1V4H6ZM43 3H44V2H43ZM43 3L40 2L41 5H42ZM52 3H51V4H52ZM59 3H60V2H59ZM102 3H103V2H102ZM44 4H45V3H44ZM49 4H50V3H48V5H49ZM61 4H62V3H61ZM20 5H21V4H20ZM33 5H34V4H33ZM33 5H31V6L29 5V6H30V7H29V11H31V12H28V9H27V8H28V5H27V6L24 5L26 8L21 6V7L19 8V10L22 9V8H23V9L20 10L21 12H20V14L18 13V16H19V15L21 16V13H23V14H25V15H26V14H29V13L32 14L31 16H32L33 27H30V29H29V30H30V33H29L30 35H29V34H28V35L30 36L29 38H30L31 40H32V39H35L36 42H34L33 40L31 41V40L28 38V35H27V33L29 32L28 29H27V30H25V29H21L23 26H21V28H20V25H18V27H19L18 29H21V30L24 31V35H22L23 40H22V39H19V41L21 40V41H20V44H17V43H18V40H17V39L19 38V36H17L18 38L16 37L17 39L14 37V38L17 40V43H15V42H16L15 39H14L15 41H14V40H11V41H5V40H4V41H5V42L12 43V44L15 43L16 46L14 45L13 47H15L16 49L18 48V46H21V45H22V42H23V41L25 42L26 39L30 40V43H29V42H26V43H29V45H33V46H34L35 44H37L36 46H39V45H38L39 43H37V41H38V38H39V32H40V30L42 29V30H41L42 33L40 32V35L43 34L42 36H43L44 39H45V35H46V38H47V36L49 37V38H47L48 42H46V40H45V42L47 43V47H46V49L44 48V49H45V50H44V49H41V48H40L39 51H38V50L35 49L36 46H34V47L31 46V48H32V49H31L30 46L25 45L26 43L23 42L24 44L22 45V47L24 46V47H23L24 49H25V48H27V49L30 48L29 50H33V49H34V50L37 52V53H35L33 59H32L31 62H30L31 67H30V66H28V67L25 66V69H24V67L22 68L23 64L21 65V63H20V64L17 63V60H18L17 58H18L19 56L22 57L21 55H22L23 53H26V52H23V53L21 54V51L18 52L19 48H18V50H15V48H9V49L13 50L14 53H15V54H13V56L15 55V56L13 57L14 60L12 59L14 62H12V61L10 60V61L12 62V63H11L10 61L8 62L9 59H7V58L4 59V57H6L7 55H9V51H10V50L8 51V53H7V51L4 50V52H5L7 55H5V53H4V54H0V56H1V57L3 58V60H4V61H3V60L1 61V59H0V62L5 63L6 66L9 64V65L7 66V69H8V67H9V69H11V68H10V65H12L13 68H15V66H17L18 70H17V69H16V70L18 71V73L21 72V71H20L21 68L24 69V70H26V69L29 68L30 70H29V69H28V70H29V72L31 71V75L28 76V75L30 74L29 72H26V73H29V74H26V73H25V74H26V77H27V76H28V78L30 77V79H32V81H33V79H36V78H37L36 80H34V81H35L34 84H35L36 81L38 80V76H39L40 74L42 75V73H45V72H46L45 75H44V76H40V78H41V77H46V75H47V77H48V79H49V76H50L49 73H48L49 70H50V71H49L50 73H51V69L55 70V73H54V71H52V74H54L55 77H56V74H57L58 70L61 69V70H62V71H61L62 76L60 75V74H61L60 72H59L58 74L61 76V78H63L62 80H63V83H64V84H63L64 87H63L62 89H60L61 87L58 89L59 91H57L58 93L56 92V94H54V96H53L54 98H53V97H52V98H49L48 100H46L45 103H44V102H43V104L41 103L42 105H38V104H40L39 102H37V100H38L37 97H39V96L36 95L37 92L35 93V91H37V90H36V88H37V87H36V84H39V83H36V84H35V87H33V89H32V87H31L30 90H29V87L32 86V82H31V80H28L27 83H26V82H24V83H26V85H29L30 82H31L30 86H29V87L27 86V88H26L27 90L31 91V90H34V89H35V91H33L32 96H33L34 93H35V96H36V97L33 96V97H35L34 101L31 100V101H33V103H35V104H31V103H30V102H31L30 99H29V100H26V97L23 95V92H21V90L19 91L20 93H19V94H16V96L13 98L14 101L12 100V101H7L6 103H4V96L6 95V90H5V88H6L7 85H6L5 78H4V76H3V74H4V73H3V67H2V65H0V90H1V91H0V99H1V100H0V101H1V102H0V103H1V104H0V124H1L2 127H4L5 124H7V123H11V124L14 126V127H12V125H11V127H12L11 129H13V128H17V127L21 128V127H22L21 125H23L24 123H26L27 125L25 124V126L28 127V126L32 125L33 123H35L34 121L37 122V120H36V119H37V116L35 117V120H34V117H32V115H31V113L33 114L35 111L38 112L39 114H41V113H40V112H41L40 110H38V111H37V110H34V109L37 107V105H38L39 107L41 106V107H40L41 110H42V108L44 109V110H42V111H43L42 114H43L44 112L47 113V112H46L47 109L50 110V108H51V109L54 108L53 106H55L56 104H57V106H56V108H57V107H58V104H59L60 102L62 103L61 105H64V104H63V101H61V100H64V103H65V102L67 101V99H68V100L71 99V100H69V101H72V98L75 97V98H76V101H78V100H77L78 98H79V102H81V100H82V102H83V103H81L82 105L85 104V101H86V96H85V95L81 96V97H83V99H80L81 97L79 96L80 94L82 95V92H81V91L86 89L85 87H82V86H86V85H85L84 83H83L84 85L81 83L82 86H81V85L78 86V87L81 86V87H80V92H78L79 89H77V92H76L75 88H72V87H71V89H70V84H69V81H71L72 79L70 80V78L68 77V74H70V73L73 71V68H74L75 70H77V69H76L77 67H74V66H79L80 63L77 65L76 62H78V61L80 62V60H78V61L76 60V62H75L76 64H75V65L72 64L73 62L70 61V59H68V57H66V56H67L66 54H67L70 50H66V49H64L65 47H64V46H61V43H60V46H59L58 48H57V46H56V47L54 46L56 42H57V43H59L58 41L62 42L60 39H61V38H62V39L64 38V37H61L60 39L58 38V40H57L56 37H54V36H55L54 31H55V32L57 31V30H54V29H56L57 26H58V25H61V24L56 25L55 23H52V22L49 21V22L47 23V25H48V26H47V25H46V21H48V20H46L45 22L42 21V22H44L43 24H42V22H41L39 19L36 20L35 17L38 16V14H36V12H37V11H38V12L40 11L41 6H40V8H39V7L37 6L38 4H35L36 8L34 9L35 6H33ZM45 5H46V4H45ZM45 5H44V6H45ZM52 5H53V4H52ZM66 5H67V4H66ZM133 5H135V4H133ZM90 6H91V5H90ZM32 7H33V8H32ZM37 7H38L39 9H37ZM47 7H48V6H47ZM50 7H51V6H50ZM59 7H61V6H59ZM75 7H76V6H75ZM75 7H74V8H75ZM11 8H12V7H11ZM13 8H14V7H13ZM13 8H12V9H13ZM79 8H80V7H79ZM86 8H87V7H86ZM131 8H133V7H131ZM131 8H130V9H131ZM25 9H26L27 13H26L25 11H23V10H25ZM31 9H32V10H31ZM36 9H37V10H36ZM43 9H44V8H43ZM43 9H41V10H43ZM51 9H52V7H51ZM51 9H50V10H51ZM81 9H80V11H81ZM87 9H88V8H87ZM94 9H95V8H94ZM105 9H106V8H105ZM13 10H14V9H13ZM15 10H18V9H17V6H16ZM33 10H35V11H33ZM46 10H47V9L45 8V11H46ZM90 10H91V9H90ZM90 10H88V12H89ZM22 11H23V12H22ZM45 11H43V13H44ZM77 11H78V10H77ZM131 11H134V10H131ZM1 12H2V11H1ZM8 12H10L9 14L11 15V13L13 14L14 11L11 10V11H8ZM32 12H34V14H36L37 16L33 15ZM41 12H42V11H41ZM78 12H79V11H78ZM85 12H86V11H85ZM90 12H91V11H90ZM98 12H99V11H98ZM39 13H40V12H39ZM49 13H50V12H49ZM80 13H81V12H80ZM113 13H114V12H113ZM50 14H51V15H49V16L52 17V16H53L52 14H54V13H50ZM66 14H67V13H66ZM10 15L7 16V15L5 14V17H11V16H12V17H11L12 20H11V18H10V20L12 21V23H11V21L9 20L11 24L8 23V22H9V21H7L8 18H3L4 16H3V17H2V16L0 17V21H1L0 23H3V25L1 24L3 27H4L5 24L8 23V25H5L6 28H8V26H9V25H12L13 22H14L13 26L15 27L17 21H19V19H17L18 16H16V18H15V15H14V16H13V15L10 16ZM56 15H58V14H56ZM61 15H62V14H61ZM85 15H86V14H85ZM89 15H90V13H89ZM131 15L134 16L133 14H131ZM131 15H130V16H131ZM33 16H34V17H33ZM68 16H69V15H68ZM29 17H30V16H29ZM54 17H55V16H54ZM63 17H64V16H63ZM78 17H79V16H78ZM85 17H86V16H85ZM134 17H136V16H134ZM2 18H3V19H6V20H3ZM13 18H14V19H13ZM33 18H34V19H33ZM37 18H38V17H37ZM46 18H47V17H46ZM15 19H16V21H15ZM41 19H42V18H41ZM63 19H64V18H63ZM2 20H3V21H7V22L4 23V22H2ZM33 20H34V21H33ZM38 20H39V21H38ZM42 20H43V19H42ZM52 20H53V19H52ZM52 20H51V21H52ZM110 20H111V19H110ZM20 21H21V20H20ZM35 22H36L38 28L35 27ZM40 22H41V23H40ZM53 22H54V20H53ZM55 22H57V20H56ZM49 23L54 24V27H55V28L53 27V25H51V24L49 25ZM18 24H20V23L18 22ZM44 24H45V25H44ZM21 25H22V24H21ZM23 25H24V24H23ZM31 25H32V24H31ZM31 25H30V26H31ZM42 25H43V26H42ZM2 26H1V27H2ZM49 26H50L51 29L49 28ZM1 27H0V29H1ZM14 27H9V28H11L10 30L12 31L13 34H14L15 31H16L15 34H18V33H20V32H21V34L23 33V31H21V30L19 31L18 29H16V27H15V28H14ZM41 27H42V28H41ZM43 27H45V28H43ZM121 27H122V26H121ZM128 27H129V30H131L130 25L128 26V24H127V25L125 26V28L128 30ZM4 28H5V27H4ZM6 28H5V32H8V31H9V30H8L9 28L7 29L8 31L6 30ZM13 28H14L15 30H14ZM28 28H29V27H28ZM32 28H33V29H32ZM35 28H37V29H35ZM58 28H60V29L62 28V29H63V30L61 29L63 34L69 33V32H67V31L71 30V29H67V28H69L68 26L65 28V26H62V25H61V26H58ZM64 28L67 29V30H65ZM2 29H3V28H2ZM34 29H35V30H34ZM123 29H124V28H123ZM123 29L121 28V30H123ZM13 30H14V31H13ZM32 30H33L34 32H33ZM36 30H37V32L39 31V32H38V36H37V35L34 36ZM61 30H60V31H61ZM64 30H65V31H64ZM2 31H3V30H2ZM18 31H19V32H18ZM25 31H26V33H25ZM27 31H28V32H27ZM125 31H126V30H125ZM125 31H124V32H125ZM0 32H1V31H0ZM37 32H36V34H37ZM48 32H49V33H48ZM65 32H66V33H65ZM121 32H122V31H121ZM127 32H128V35H130L129 32H131V31H126V33H127ZM12 33H11V34H12ZM32 33H34V34H32ZM59 33H60V32H59ZM8 34H9V33H8ZM21 34H20V35H21ZM47 34H48V35H47ZM53 34H54V36H53ZM57 34H58V33H57ZM31 35H32V36H31ZM67 35H68V34H67ZM126 35H127V34H126ZM33 36L36 37V38L38 37L37 40H36V38H31V37H33ZM42 36H40V38H41ZM61 36H64V35L61 34ZM130 36H131V35H130ZM7 37H8V36H7ZM24 37H25V39H24ZM164 37H165V36H164ZM65 38H66V37H65ZM65 38H64L63 40H67V39H65ZM113 38H114V37H113ZM129 38H130V37H129ZM1 39H2V38H1ZM41 39H42V38H41ZM41 39L39 40L40 43H41V41H42ZM44 39H43V41H44ZM55 40H57V41H55ZM119 40H120V39H119ZM129 40H130V39H129ZM4 41H3V39H2V43L0 42V45L2 44V46H0V48H1V47L3 48V46H4V48H6L5 45L3 44V43H5ZM12 41H13V42H12ZM63 42H65V41H63ZM31 43H32V44H31ZM33 43H34V44H33ZM67 43H68V42H67ZM74 43H75V42H74ZM94 43H95V42H94ZM64 44L66 45V43H64ZM69 44H71V42H70ZM69 44H67V45H69ZM10 45H11V44H10ZM74 45H75V44H74ZM107 45H108V44H107ZM114 45H115V44H114ZM116 45H117V44H116ZM40 46H42V44H40ZM96 46H97V45H96ZM10 47H11V46H10ZM22 47H20V50H22V49H21ZM43 47H44V46H42V48H43ZM54 47H55L56 49H54ZM61 47H63V49H64V51H62V52H61V49H62ZM83 47H84V46H83ZM83 47H81L80 49H83ZM86 47H87V48H86ZM86 47H85L86 49H88V47L90 48L89 45H87ZM117 47H118V46H117ZM117 47H116V48H117ZM145 47H146V46H145ZM2 48H1V49H2ZM36 48H37V47H36ZM98 48H99V46H97V47L94 46V51H96V52L98 51V52H99L100 48H99V50H98ZM111 48H112V46H111ZM63 49H62V50H63ZM77 49H78V48H77ZM96 49H97V50H96ZM34 50H33V52H35ZM78 50H79V49H78ZM114 50H115V49H114V47H113L112 52H113ZM116 50H117V49H116ZM144 50H145V49H144ZM1 51H3V49H2ZM66 51H68V52H66ZM83 51H84V50H83ZM85 51H86V50H85ZM94 51H93V52H94ZM101 51H102V50H101ZM43 52H46L47 55H45ZM64 52H66V53H64ZM73 52H74V50H73ZM86 52H88V53H85V55H88L91 51L88 50V51H86ZM93 52H92V54H93ZM96 52L94 53V55H91V54H90V55L93 57V56H95V54L97 55L98 52H97V53H96ZM114 52H115V51H114ZM0 53H2V52H0ZM59 53H60V54H59ZM62 53H64V54H63L64 56L66 55L65 57L68 59V61H66L65 58L62 57ZM70 53H71V52H70ZM70 53H69V54H70ZM79 53L83 55L82 51H80V50H79ZM103 53H104V52L102 51L101 54L104 55V57H105L106 55H105V53H104V54H103ZM115 53H116V52H115ZM36 54H37V55H36ZM42 54H43V55H42ZM57 54H59V55L61 56V58H62V60L59 61V64H57V62H58V61H57V59H58V58H57V56H58ZM69 54H68V55H69ZM77 54H78V53H77ZM99 54H100V52L98 53V55H99ZM101 54H100V57H99V58H98V55H97V59H100V58L102 57ZM4 55H5V56H4ZM18 55H19V56H18ZM82 55H80V56H82ZM90 55H88V59H89V56H90ZM41 56H45V57H44L45 60H43L44 58H42ZM69 56H70V55H69ZM91 56H90V57H91ZM154 56H155V55H154ZM159 56H160V55H159ZM8 57H9V56H8ZM20 57H19V58H20ZM71 57H72V56H71ZM75 57H76V56H75ZM92 57H91V58H92ZM126 57H127V56H126ZM9 58H12V57H9ZM78 58H79V57H78ZM82 58H83V59H82ZM82 58H81V59L84 60V63H86V62H85L86 58H85L84 55H83ZM102 58H103V57H102ZM41 59H42V60H41ZM88 59H87V63H89V62H88ZM137 59H138V57H137ZM160 59H161V58H160ZM40 60H41V61H40ZM91 60H92V59H91ZM94 60H95V57H94ZM106 60H107V59H106ZM106 60H105V61H106ZM112 60H113V59H112ZM119 60H120V59H119ZM135 60H136V59H135ZM39 61H40V62L43 61V63L41 64ZM73 61H74V59H73ZM89 61H90V60H89ZM92 61H93V60H92ZM100 61H101V60H100ZM105 61H104V63L106 64L107 62H105ZM108 61H109V59H108ZM141 61H142V60H141ZM141 61L139 60V62H141ZM168 61H169V60H168ZM179 61H180V60H179ZM60 62H61V63H60ZM71 62H72V63H71ZM90 62H91V61H90ZM109 62H111V61H109ZM150 62H151V61H150ZM2 63H0V64H2ZM7 63H8V64H7ZM39 63H40V64H39ZM46 63H47V64H46ZM48 63H49V64H48ZM87 63H86V64H87ZM125 63H126V62H125ZM133 63H134V62H133ZM5 64H3V65L5 66ZM95 64H96V63H95ZM14 65H15V66H14ZM47 65H49V66H47ZM109 65H110V63H109ZM109 65H108V66H109ZM131 65H133V64H131ZM150 65H151V64H150ZM197 65H198V64H197ZM6 66H5V67H6ZM87 66H88V65H87ZM87 66H86V69H87ZM117 66H118V65H117ZM142 66H143V65H141V68H142ZM46 67H48V68L50 67L51 69H50V68H49V69H46ZM71 67H73L72 70H71ZM82 67H83V66H82ZM13 68H12V69H13ZM80 68H81V67L79 66L78 69L80 70ZM83 68H84V67H83ZM89 68H90V67H89ZM141 68H140V70L143 69V68H142V69H141ZM12 69H11V70H12ZM150 69H151V67H150ZM13 70H14V69H13ZM28 70H26V71H28ZM47 70H48V71H47ZM69 70H70V72H69ZM79 70H77V71H79ZM84 70H85V69H84ZM87 70H89V69H87ZM87 70H86V71H87ZM147 70H148V69H147ZM147 70H146V72H148ZM157 70H158V69H157ZM56 71H57V72H56ZM124 71H125V70H124ZM124 71H123V72H124ZM130 71H131V70H130ZM138 71H139V70H138ZM144 71H145V68H144ZM73 72H74V71H73ZM128 72H129V71H128ZM133 72H134V71H133ZM133 72H132V73H133ZM142 72H143V70H142ZM155 72H156V71H155ZM86 73H87V72H86ZM119 73H120V72H119ZM126 73H127V72H126ZM138 73H139V72H138ZM140 73H141V71H140ZM150 73H151V71H150ZM25 74H23V75H25ZM52 74H51V76H52ZM102 74H103V73H102ZM145 74H146V73H145ZM163 74H164V72H163ZM163 74H161V75H163ZM19 75H20V74H19ZM21 75H22V74H21ZM54 75H53V76H54ZM88 75H89V74H88ZM94 75H95V74H94ZM141 75H144V74L141 73ZM148 75H149V74H148ZM161 75H159V76H161ZM31 77H32V78H31ZM90 77H91V75H90ZM93 77H94V76H93ZM143 77H144V79L146 78L145 75H144ZM143 77H142V78H143ZM154 77L157 78L158 76L156 75V76H154ZM40 78H39V79H40ZM68 78H69V81H68ZM82 78H83V77H81V79H82ZM110 78H111V77H110ZM142 78L140 79L141 81L143 80ZM147 78L150 79L151 77H150V78L147 77ZM147 78H146V81H147ZM156 78H155L154 80H156ZM162 78H163V77H162ZM54 79H56V78H54ZM78 79H79V78H78ZM83 79H84V78H83ZM91 79H93V78L91 77ZM107 79H108V78H107ZM151 79H152V78H151ZM151 79H150V80H151ZM160 79H161V78H160ZM40 80H41V79H40ZM45 80H47V78H46ZM50 80H51V79H50ZM87 80H88V79H87ZM94 80H95V79H94ZM94 80H92V81H94ZM154 80H152V81H150V82H153ZM158 80H159V79H158ZM158 80H156V81L158 82ZM17 81H18V80H17ZM42 81H44V80L42 79ZM99 81H100V80H99ZM106 81L109 82V80H105V83H107V85L105 84L106 87H107L108 85H111L110 82H109V84H108V82H106ZM135 81H136V80H135ZM146 81H145V82H146ZM148 81H149V80H148ZM148 81H147V82H148ZM162 81H163V80H162ZM167 81H168V80H167ZM40 82H41V81H40ZM74 82H75V81H74ZM142 82H144V80H143ZM142 82H141V83H142ZM164 82H165V81H164ZM164 82H163V83H164ZM170 82H171V81H170ZM172 82H173V81H172ZM48 83H49V82H48ZM70 83H71V82H70ZM94 83H95V81H94ZM103 83H104V82H103ZM111 83H112V82H111ZM113 83H114V82H113ZM166 83H167V82H166ZM166 83H165V85H166ZM18 84H19V83H17V85H18ZM20 84H21V83H20ZM40 84H41V83H40ZM92 84H93V83H92ZM98 84H100V82H99ZM98 84H97V83H95V85L93 84V85L95 86L94 88H96V85H98ZM132 84H133V83H132ZM159 84H160V82H159ZM168 84H170V83H168ZM168 84H167V85H168ZM176 84H177V83H176ZM22 85H23V84H22ZM26 85H25V86H26ZM73 85H75V83H74ZM143 85H144V84H143ZM156 85H157V83H156ZM160 85H161V84H160ZM162 85L165 86L164 84H162ZM162 85H161V87H160L161 89L163 88ZM15 86H16V85H15ZM37 86H38V85H37ZM58 86H59V85H58ZM71 86H72V85H71ZM87 86H88V85H87ZM87 86H86V87H87ZM158 86H159V85H158ZM158 86H157V89H158ZM170 86H171V85H170ZM174 86H175V85H174ZM10 87H11V86H10ZM18 87H19V85H18ZM41 87H42V86H41ZM75 87H77V86H75ZM78 87H77V88H78ZM108 87H110V86H108ZM113 87H114V85H113ZM133 87H134V86H133ZM138 87H140V86H138ZM167 87H169V85H168ZM184 87H185V86H184ZM43 88H44V87H43ZM50 88H51V87H50ZM81 88H82V89H81ZM92 88H93V86L91 87V85H90V86H89V89H86V91H84L83 94H86V95H87V93H85V92H88L87 90H90V89H92ZM144 88H145V87H144ZM144 88H143V89H144ZM160 88H159V89H160ZM26 89L24 88V90H26ZM55 89H56V88H55ZM108 89H109V88H108ZM122 89H123V88H122ZM124 89H126V88H124ZM136 89H138V88H136ZM146 89H147V88H146ZM150 89H152V88H150ZM157 89H155V90H157ZM161 89H160V90H161ZM27 90L25 91L26 93H27ZM73 90H74V91H73ZM95 90H96V89H95ZM97 90L99 91V93L101 92V89H100V90L97 89ZM110 90H111V89H110ZM127 90H128V89H126V90H121L122 92L120 91V92L118 93V95H117V93H116V95L119 96V98H120V97L122 98V96L125 94V98H126V96H130V95L132 96V94H133V97H132L133 99L135 98V96H137V95H135V92L133 93V92L131 91L132 94L130 93V90H133V91H136V90H134V89H132V88H131V89L129 88L128 91H127ZM147 90H148V89H147ZM163 90H164V89H163ZM22 91H23V90H22ZM91 91H92V90H91ZM138 91H139V90H138ZM138 91H137V92H138ZM143 91H144V90H143ZM143 91H141V92L143 93ZM145 91H146V90H145ZM145 91H144V92H145ZM150 91H151V90H150ZM150 91H149V92H150ZM161 91H162V90H161ZM161 91H159V92H161ZM167 91H169V90L166 89V90H165V93H166ZM171 91L173 92V88L171 89ZM74 92H75V93H74ZM103 92H107V93H109L110 91L108 92V91H104V90H103ZM117 92H118V90H117ZM123 92H124V94L122 95ZM125 92H126V93H125ZM139 92H140V91H139ZM147 92H148V91H147ZM149 92H148V93H149ZM13 93H14V92H13ZM17 93H18V92H17ZM28 93H29V92H28ZM76 93H77V94H76ZM78 93H79V94H78ZM96 93H97V91H96ZM96 93L94 92V94L97 96L98 93H97V94H96ZM128 93H129L130 95H128ZM161 93H164V92H161ZM24 94H25V93H24ZM41 94H42V93H41ZM43 94H44V93H43ZM74 94H76V95H75L74 97H72L71 95H74ZM89 94L91 95V99H92V101L94 102L95 99H93L94 97H92L93 93L91 94V93L88 92V97H89ZM100 94H101V93H100ZM100 94L98 95L99 97H100ZM103 94H104V93H103ZM105 94H106V93H105ZM110 94H111V93H110ZM120 94H121V95H120ZM138 94H139V93H138ZM151 94H152V93H151ZM167 94H168V92H167ZM169 94H171V93H169ZM176 94H177V93H176ZM27 95H28V94H27ZM38 95H40V94H38ZM50 95H52V94L49 92V97H51ZM95 95H94V96H95ZM106 95H107L108 97H107ZM106 95H105V96H106L105 98H104V96H102L103 99H104V100L107 99V102H110V97H111V96H109L108 94H106ZM116 95H115L114 98H116ZM141 95H142V94H141ZM143 95H144V94H143ZM28 96H30V94H29ZM76 96H78V97H76ZM131 96H130V97H131ZM138 96H139V95H138ZM138 96H137V97H138ZM145 96H147L146 93H145ZM145 96H144V97L142 96V97L145 98ZM169 96H171V95H169ZM169 96H168V98H169ZM172 96H173V95H172ZM24 97H25V98H24ZM70 97H71V98H70ZM99 97H97V99H99ZM137 97H136V98H137ZM139 97H141V96H139ZM27 98H28V97H27ZM31 98H32V97H31ZM89 98H90V97H89ZM112 98H113V97H112ZM114 98H113V99H114ZM121 98H120V99H121ZM132 98H131V99H132ZM136 98H135V99H136ZM166 98H167V95H166ZM166 98H165V99H166ZM179 98H180V97H179ZM32 99H33V98H32ZM36 99H37V100H36ZM65 99H66V100H65ZM108 99H109V101H108ZM113 99H112V100H113ZM120 99H119V100H120ZM129 99H130V98H129ZM162 99H163V98H162ZM184 99H185V98H184ZM184 99H183V100H184ZM44 100H45V99H44ZM87 100H88V98H87ZM100 100H101V98H100ZM116 100H117V102H118V99H117V98L115 99V101H116ZM122 100H123V98H122ZM124 100H125L124 102H128V99H127V98L124 99ZM35 101H36V102H35ZM74 101H75V100H74ZM120 101H121V100H120ZM120 101H119V102H120ZM131 101H133V100H131ZM181 101H182V100H181ZM186 101H187V100H186ZM72 102H73V101H72ZM79 102H78V103H79ZM88 102H89V101H88ZM90 102H91V101H90ZM90 102H89V103H90ZM93 102H92V103H93ZM105 102H106V101H105ZM105 102H104V103H105ZM124 102H123V103H124ZM134 102H135V100H134ZM136 102H137V100H136ZM136 102H135V103H136ZM184 102H185V101H184ZM2 103H3V104H2ZM92 103H91V104H92ZM102 103H103V100H101V104H102ZM112 103H115V102L112 101ZM112 103H110V104H112ZM121 103H122V101H121ZM129 103H130V102H129ZM131 103H133V102H131ZM200 103H201V102H200ZM67 104H68V101H67L66 105H67ZM86 104H87V103H86ZM110 104H109V107H110ZM115 104H116V103H115ZM115 104H112V105H115ZM118 104L120 105V103H118ZM118 104H117V106H118ZM124 104H125V103H124ZM126 104H127V103H126ZM178 104H179V103H178ZM178 104H177V105H178ZM68 105H70V106L68 107V109L70 110V109H71L70 107H71L72 103H71V104L69 103ZM74 105H75V104H74ZM82 105H80V103H79V106H80L81 108H80L78 105H76V106H78V107H74V108L72 107V109H73L74 111L77 110V112L79 111L80 113H82V112H83V107H82ZM94 105H95V104H94ZM102 105H104V104H102ZM102 105L99 104L100 107H101ZM83 106H84V105H83ZM107 106H108V105H107ZM117 106H115V107H117ZM121 106H122V104H121ZM121 106H120V107H121ZM123 106H124V105H123ZM123 106H122V107H123ZM164 106H165V105H164ZM39 107H37L36 109H40ZM59 107H61L60 104H59ZM59 107L57 108L58 110H59ZM86 107H87V106H86ZM97 107H98V105H97ZM102 107H103V106H102ZM113 107H114V106H113ZM127 107H130V106H126V109H127ZM165 107H166V106H165ZM171 107H172V106H171ZM61 108H62V107H61ZM65 108H66V106H65ZM65 108L63 107L62 109H60L61 111H60V110L58 111L57 109H55V111H57L58 113H59V112H60V113H63V112H65V110H66V112L68 111V112H67L68 114H67L66 112L63 113V117L67 118V117L65 116V114H67V116H71V114H69V113H71V111L73 112V110L71 109V110L69 111V110H67V108H66V109H65ZM87 108H88V107H87ZM87 108H86V109H87ZM89 108H90V107H89ZM162 108H163V107H162ZM93 109L95 110V108H93ZM93 109H92V110H93ZM104 109H105V108H104ZM126 109L124 110V107H123V111H126ZM166 109H167V108H166ZM169 109H170V108H169ZM63 110H64V111H63ZM81 110H82V112H81ZM94 110H93V111H94ZM109 110H110V109H109ZM112 110H115V109H112ZM121 110H122V109H121ZM128 110H129V109H128ZM39 111H40V112H39ZM55 111H54V112H55ZM99 111H101V109H100ZM104 111H105V110H104ZM116 111H117V109H116ZM118 111H120V110H118ZM173 111H174V110H173ZM48 112H49V111H48ZM54 112H53V114L51 115V116H52L51 118H52V120H53V115L55 116V118H54L53 121L51 120L53 123H51L50 125H49V124L47 125L48 128L45 127L46 125L43 127V125L46 123V122L44 121V119H45V114L41 116V117H43V119H42L41 117L38 116V117H39L38 119H40V120L42 119L43 122H42V121H41V122H42V123L45 122V123H44L43 125H40V122H38L39 124H36V125H40V126H39L40 129L38 128V126H36V128L39 129V130H37V129L35 128V130H37L36 133H34V132H35V131L33 130L34 128H33V129H30L32 126H30V128H27V127H24V126H23V127L25 128V129H24V132H27V133H24V134L28 136V137H27V136H26V137L23 136V138H24V137H25V138H28V140H26L27 143H28V145H27L28 147L26 146L27 143H25V142H26L25 140H24L25 142H24V141H20V139L18 138L19 136L21 137V135H22V134H21V132H22L21 129L19 130V131H21V132H20L21 135H19V136H17V137H16V136L14 137V138H16V142L14 141V138H13L12 136H11V137L8 136L7 139H9L8 141H10V142H9L10 145H9L8 148H7V147L5 146V144H4L5 141H2V142L0 141V159H1L0 163H1V164H2V160H3V159H4L3 162L6 160L5 163L8 161V159L11 160V159H10L11 157H10V154H9V153H10V150H8V149H9V148H12L11 150H13V151H11V154H12V158H13V159H12L10 162H7V163H6V165L9 164V165H8L9 168L6 167L7 170H6L5 168L1 169V171L5 169V170H6V173L8 172V174H7L6 176H5L4 174H2L3 177H2V175L0 174L1 177L3 178V179L1 178V180H3V181H0V182H3V183H0V186H1L0 189H3V187H4L5 189H6V188H9L10 190L13 191V192L11 191V194L14 193V192H16V195L12 194V195H14V197H16V196L18 197V194H19V197H20V194H21V196H22V194L27 193V191H28L29 189H31V190H29V192H32V191L34 190L33 188L35 187V185H37V186H36L37 188L39 187V188H38V189H39L38 191H40L41 188H44L43 190H45V188H46L47 191H46V190H45V191H46L47 193L44 192L43 190H41V191H43V193L40 191V192H39V195L42 194V197H41V195H40V197L43 198V197H45V196H43V194H44V195L46 194V196H50V198H52V197H51L52 195H50V193H51V192H52L51 194L54 193L52 200L49 199L50 201H48V200L46 201V200H45L46 197L43 198V199H44V201H46V204H49V202L51 203V201H52L51 205H49V206H52V207H50V208L53 209V210H55V208L58 207V209H59V206L61 207V205H66V204H68V203H70L69 205H73L72 203H73L74 201H76V199H78V198L81 197V196H80V197H77V196H76V194L78 195V194L80 193V192L78 193V191H80V190L75 189V186H76V185H72V184H70V183H73V182H72L73 179H74V181L77 179L78 181L80 180L81 183H80V181H79V183L77 184V187H76V188H79L78 185L80 186V184H81L82 187L85 186V188H82V187L80 186V188H81V192L87 191V192H85V194L83 193V195H82V193H80V195H82L81 198L83 199L84 202H85V199H86V198H87V199H91V201H92V203H93L92 206H93V205L95 204V202H98V201H97L98 198H97L96 196L99 195V194H97V193L100 192L99 189H101L102 187L104 188V184H103V183L108 182V180H110V181H109L110 183L113 182V181H111L113 178H111L109 175H108V177H107V181L104 180L103 177H102V179H103L104 181H102V180H101V177H100V176L98 177V175L101 173V171H99V170H101L103 167H101V169L98 168L97 170H96V167H97V165H98V167H100L101 165H102V166H105V164H106L105 162H106V161H107V163H108L109 161L111 162V158H110V156H111L112 158H114V154H115V156H116V154H118V151H119V150H118L117 152H114V154H112L113 156L111 155V152H109L110 154H109V158H108V157H107V156H108V154H107L108 149L106 148V147H107L106 144L109 145V143H110L109 141H110V140L108 141L109 143H108V142L106 143V142L104 141L106 137H105V134H104V136H103V134H101L102 132H99V131H98L97 128H98L99 126H98V127L96 126L97 128H94V129H95V130L97 129L98 133H100L98 136L102 135V137L100 136V138H102L101 140H100V138H98V136L95 137V138L92 137V136H96L98 133H93V134H92V132L90 131L91 129H90L89 127H85V123L82 125L83 128H85V131H84L83 128H82V130H81V127H80V129H79V130H81V131H80V134H77V133H76L77 137H75V132H77V131H76L77 129H76V130H73V129H75V127H74L75 125H73V127L71 126V124H75V123H72V122H70V121H69L70 123L68 122V119H71L72 117H70V118L68 117V119H64V118L61 117V118H62V119H61V118H59V115L57 114V112H56V113H54ZM84 112H86L85 109H84ZM84 112L82 113V114H83V115H82V119H84V117H85V116H84V115H85ZM111 112H113V111H111ZM129 112H131V111H129ZM177 112H178V110H177ZM38 113H37V115H38ZM50 113H51V112H50ZM80 113H78V116H79ZM105 113H106V112H105ZM119 113H120V112H119ZM157 113H158V112H157ZM160 113H161V112H160ZM172 113H173V112H172ZM172 113H171V114H172ZM186 113H187V112H186ZM34 114H35V113H34ZM47 114H48V113H47ZM55 114H56V115H55ZM86 114H88V112H87ZM92 114H94V113L92 112ZM107 114H108V113H107ZM111 114H112V113H111ZM114 114H115V113H114ZM127 114L130 115L131 113H128V112H127ZM164 114H165V110H164ZM166 114H167V113H166ZM35 115H36V114H35ZM35 115H34V116H35ZM72 115H74V114H72ZM108 115H109V114H108ZM120 115H121V114H118L117 116H120ZM132 115H134V114H132ZM152 115H153V114H152ZM158 115H159V114H158ZM160 115H161V114H160ZM60 116H61V115H60ZM123 116H124V115H123ZM135 116H136V115H135ZM149 116H150V115H149ZM149 116H148V117H149ZM164 116H165V115H164ZM166 116H167V115H166ZM76 117H77V114H76ZM86 117H87V116H86ZM94 117H95V116L92 117V121H93V118H94ZM111 117H112V116H111ZM113 117H115V116H113ZM113 117H112V119H113ZM121 117H122V115H121ZM124 117H125V116H124ZM148 117H147L146 119L144 118L145 120L143 119V120H144L143 123H144L145 121H146V122H145V125H146V123H149V124L151 123V126H152V127H151L150 129H148V130H149V131H148V134L151 133V136H150V137H153V138H154V136L158 134V133H157L158 131H159V135H160V134L163 135V133L161 132L160 129H163V130H164V128H162V127L159 128V126H161V124H162L161 122L164 120L163 115L160 116V118H163V120H162L161 122H159L160 120L156 118V117H159V116H156V117L153 116L154 118H156V120H158L159 125L154 124V123H157V122H156V120H155V122H153L154 120H153V117H152V116L149 117L152 121H151ZM202 117H203V116H202ZM47 118H48V117H47ZM51 118H50V119H51ZM58 118L61 119V121H62V120H65L66 122H64V121L61 122V124H62V125H61V124L57 123V122H58ZM80 118H81V114H80ZM87 118H88V117H87ZM90 118H91V117L89 116V119H90ZM117 118H118V117H116V119H117ZM137 118H138V117H137ZM165 118H166V117H165ZM210 118H211V117H210ZM75 119H76V118H75ZM82 119H79V120H82ZM103 119H104V118H103ZM112 119H110V117H109V120L111 121V123H112ZM118 119H119V121H120V119L122 120V118H120V117H119ZM71 120H73V119H71ZM113 120H114V119H113ZM132 120H133V119H132ZM147 120H150V121H147ZM165 120L167 121V118H166ZM75 121H76V120H75ZM75 121H74V122H75ZM84 121H85V120H84ZM84 121H83V122H84ZM87 121H88V123H89V121H91V120H87ZM94 121H95V120H94ZM110 121H108V122H110ZM115 121H116V120H115ZM141 121H142V119H141ZM166 121H164V123H166ZM206 121H207V120H206ZM79 122H80V121H79ZM79 122H78V123H79ZM117 122H118V121H117ZM121 122H122V121H121ZM134 122H135V121H134ZM134 122H133V123L131 122V123H130V126L133 125V127H134ZM152 122H153V124H154V129L157 127V130H158V131H157L156 129H155V130H151V129L153 128V124H152ZM178 122H179V121H178ZM207 122H208V121H207ZM42 123H41V124H42ZM64 123H65V124H64ZM66 123H69V125L73 128V129L71 130V133H72L74 136H73L71 133H70V134H71V135H70L69 133H67V132L65 133V132H64L65 130H67V127H66L65 130L63 131V128H62V127H64L65 125H67ZM106 123H107V122H106ZM118 123H120V122H118ZM118 123H115L114 125L117 126ZM141 123H142V122H141ZM200 123H201V122H200ZM56 124L61 125V126L58 125V127H59L58 132H60V130L62 129L61 131L64 132V133L62 132V134H61L62 136H55V135H56L55 133H56L57 131L55 132V130H54L55 127H54V126H57ZM63 124H64V126H63ZM79 124H80V123H79ZM89 124H90V123H89ZM166 124H167V123H166ZM7 125L9 126V124H7ZM34 125H35V124H34ZM34 125H33V127H34ZM91 125H92V123H91ZM102 125H103V124H102ZM104 125H105V124H104ZM118 125H119V124H118ZM135 125H136V123H135ZM137 125H139V124H137ZM137 125H136V127H137ZM141 125H144V124H141ZM145 125L142 126V127L139 126V129L142 128V130H143V129L145 128ZM156 125H157V126H156ZM162 125H163V124H162ZM1 126H0V128H1ZM8 126L5 125V127H8ZM20 126H21V127H20ZM67 126H68V125H67ZM89 126H90V125H89ZM106 126H108V125L106 124ZM120 126H121V124H120ZM130 126H129V127H130ZM169 126H170V127H169ZM169 126H168V128L171 129L172 126H171V125H169ZM9 127H10V126H9ZM41 127H42V128H41ZM58 127H57V128H58ZM103 127H104V126H103ZM108 127L110 128V127H111V124H110V126H108ZM113 127H114V126H113ZM118 127H119V126H118ZM147 127L149 128L150 126L147 124L146 128H147ZM163 127H164V126H163ZM165 127H166V126H165ZM198 127H199V126H198ZM208 127H209V126H208ZM214 127H215V126H214ZM68 128H70V127L68 126ZM86 128L89 129V130H88L89 132L87 131ZM99 128H100V127H99ZM101 128H102V126H101ZM104 128H105V127H104ZM146 128H145V129H146ZM173 128H174V127H173ZM44 129H45V130H44ZM46 129H47V130H46ZM55 129H56V128H55ZM94 129H93V130H94ZM102 129H103V128H102ZM110 129H113V128L111 127ZM114 129H115V127H114ZM114 129H113V132H112V131H109L108 128L103 129V131H104V130H105V131L108 130L109 132H112V134L114 135V133H115V132H114ZM134 129H135V128H134ZM134 129L132 128L131 131H132V130H133V131H132V132L130 131L132 134H133L134 131L137 132L136 129H135V130H134ZM145 129H144V130H145ZM213 129H214V128H213ZM0 130H1V129H0ZM2 130H3V129H2ZM30 130L33 131V132H32V135H34V136H29V135H30V134H29V131H30ZM95 130H94V131H95ZM137 130H138V128H137ZM146 130H147V129H146ZM150 130H151V131H150ZM163 130H162V131H163ZM17 131H18V130H17ZM73 131H75V132H73ZM94 131H93V132H94ZM117 131H119V130L116 129V132H117ZM128 131H129V130H128ZM165 131L167 132V128H166ZM174 131H175V134H176V131H177V134H179V133H178V131H179L178 129H176V130H174ZM206 131H207V130H206ZM13 132H16V131H14V129H13ZM13 132H11L10 134H12ZM58 132H57V133H58ZM82 132L87 133V135L91 133L92 135L90 134V137H88V136H86V134H84V135H85L84 138H86V139H85V142H84V140L81 139V138L79 137V136L83 135ZM109 132H108V134H107V132H106V134L109 135ZM135 132H134V133H135ZM168 132H169V133H172L173 130H172V132H170V131H168ZM0 133H1V132H0ZM2 133H3V132H2ZM17 133H18V132H17ZM30 133H31V132H30ZM33 133H34V134H33ZM60 133H61V132H60ZM81 133H82V134H81ZM118 133H119V132H118ZM118 133H117V136H118L121 132H120L119 134H118ZM144 133H145V132H144ZM146 133H147V131H146ZM152 133L154 134V136H152V135H153ZM155 133H156V134H155ZM36 134H37V135H36ZM115 134H116V133H115ZM126 134H127V136H128L130 133H126ZM126 134H125V135L122 134V136H125V137H126ZM132 134H130V135L128 136V137H129V140H128L127 142H131V143H130L131 145L134 143V144H133L134 146H135V144H136V147L138 146V148H139V152H138V151H137V152L140 153V151H142V150L140 149V146H141V145H142V146H143V145H144V146H147V145L145 144V142H146L147 140H146L144 143H142L145 139H141V138H142V137L140 138L141 135H137L139 138L134 137V139H133ZM136 134H138V133H135V135H136ZM167 134H168V133H167ZM167 134H166V135H167ZM172 134H173V133H172ZM172 134H171V135H172ZM177 134H176V135H177ZM184 134H185V133H184ZM211 134H212V133H211ZM0 135H1V134H0ZM7 135H9V134H7ZM78 135H79V136H78ZM113 135L110 134L109 137L112 136V138L115 139V136H116V135H114V136H113ZM133 135H134V134H133ZM166 135H165V136H166ZM173 135H174V134H173ZM173 135H172V137H173ZM157 136H158V135H157ZM168 136H170V135H168ZM180 136H182V135H180ZM59 137H60V138L62 137L61 139H64V142H63L62 144L59 143ZM82 137H83V136H82ZM103 137H104V140H103ZM109 137H107V139H109ZM128 137H127V138H128ZM159 137H160V136H158V139H159ZM172 137H170V138H172ZM177 137L180 138L179 136H177ZM12 138H13V140H12ZM25 138H24V139H25ZM78 138L81 139V140H83V142H82L83 144L86 143V142H89V144L91 145V143H94V141H95L96 143H99V145H100L99 147H101V148H103V145H104V149H105V150L107 149V152H106V151H103L104 149H102V150L100 149V150H101L100 152H104V153H102V154H103V157H104V156L107 157V158L105 159V161H104V158H102V156H101L102 154H100V152H99V156H101L100 159H99V157L96 155V154L98 153V152H97L98 150L93 149L94 146L92 147V146H90L89 144H87V145H89V147H87L86 144L83 145V144L81 143V140H80V142H79ZM89 138H94V139H97V140H93V142L91 141V143H90V141H88ZM116 138H118V137H116ZM131 138H132L133 140H135V141L133 142ZM136 138H137V139H136ZM153 138H152V139H153ZM156 138H157V137L155 136V139H156ZM163 138H164V137H163ZM166 138H167V136H166ZM173 138H174V137H173ZM173 138H172V139H173ZM181 138H182V137H181ZM181 138H180V139H181ZM206 138H207V137H206ZM122 139H123V138H122ZM130 139H131V141H130ZM167 139H169V138H167ZM176 139H177V138H176ZM176 139H175V140L173 139L172 141H178V139H177V140H176ZM21 140H22V139H21ZM77 140H78V141H77ZM89 140H90V139H89ZM99 140H100L101 142H100ZM115 140H116V139H115ZM125 140H126V138L123 140V142H125ZM136 140H138V141H136ZM182 140H183V139H182ZM182 140H181V142H183ZM106 141H107V140H106ZM139 141H141V142H139ZM159 141H160V140H159ZM159 141H158V142H159ZM163 141H164V139H163ZM21 142H23V143H21ZM102 142H103V143H102ZM104 142H105V144H104ZM132 142H133V143H132ZM135 142H136V143H135ZM179 142H180V140H179ZM6 143H7V142H6ZM100 143L103 144V145L101 146ZM111 143H112V142H111ZM137 143H138V145H137ZM139 143H140V144H139ZM153 143H154V142H153ZM163 143H164V142H163ZM167 143H168V141L166 142V146H167V145L169 146V144H167ZM169 143H170V141H169ZM183 143H184V142H183ZM81 144H82L83 146H85V147H83L84 150H83V148H82L83 151H81ZM127 144H128V143H127ZM147 144H148V142H147ZM159 144H162V143L160 142ZM177 144H178V143H177ZM181 144H182V143H181ZM38 145H40V146H38ZM133 145H132V147H131V149H130V148H129L130 145L128 144V147H127V150H128V151L126 150V153L129 152L128 154H130V155H128V158L131 156V154H132L133 152H135V151H134L135 149H134V146H133ZM148 145H149V144H148ZM155 145L160 146V145H158V144H155ZM172 145H173V147H174V144H172ZM175 145H176V143H175ZM10 146H11V147H10ZM25 146H26V147H25ZM32 146H34V151L31 150V148H30V147H32ZM105 146H106V147H105ZM142 146H141V148H143ZM168 146H167V147H168ZM184 146H185V145H184ZM86 147H87L88 149L91 148L92 150L89 149V151H87V148H86ZM109 147H110V146H109ZM109 147H108V148H109ZM161 147L164 148V149L162 148L164 151H158V150H157L158 152H156V151L154 152L155 149H154V150H153V149H150V150H151V153L153 152V154H151V156L154 157V156H155L154 153H156V157H157V156H158V157H157V158L155 157L156 159H154V158H153V159H154L156 162L158 161V162H157L158 165L161 164L163 167H167V168H168L167 170H168L169 173H168L166 170H165V171H166V174H169V175L171 176V177L169 178V180H168V177H167V179H166V177H165L166 174L164 175L165 171L162 172L163 174H162V173L159 174L160 172L157 173V174H159V176H160L161 178H160V177H156V176H158V175L155 174V173H156V169L154 168V166H152V169L149 167V165H151V162H155L153 159H151V157H150V163H147V168H149L151 171L148 170V169H146V167H144V168H145L146 170L150 171L149 173H151V174L153 173V175H155V179L157 178V179H156L157 181L151 179L152 181L155 182V184H156V182H158V180H160V182H159L158 184H159V188L162 190V192H165L164 190H166L167 194H169L167 190L172 189L171 186L178 187L177 184L180 183V182H177V181H179V178H178V180H176V182H175V180H174V179L176 178L175 175L177 176V175H179V173L185 172V171H182V170H184V169H183V167H184L183 164H185V163L182 162V161H184V160L182 159V156H181V155L183 154V152H182V154H181V152L178 151V152L181 154V155H179V153L176 152V150H174V148H173V150H171V149H172V146H170L171 148L168 147V150L165 149V146H164L163 144L161 145ZM175 147H176V146H175ZM178 147H180V145H179V146L177 145L176 148H178ZM181 147H182V146H181ZM181 147H180V148H181ZM32 148H33V147H32ZM85 148H86V149H85ZM111 148H112V145H111ZM111 148L109 149V151H110V150H111V151H114V150H112ZM128 148H129L131 151H130ZM138 148H137V149H138ZM153 148H154V147H153ZM169 148H170L171 151L169 150ZM192 148H193V147H192ZM132 149H134V150H132ZM145 149H146V148H145ZM145 149H143V150L145 151ZM178 149H179V148H178ZM183 149H184V148H182V150H183ZM25 150H27V151H25ZM43 150H45V151H43ZM94 150H95L97 153H96V154L94 153V155H92L93 152H95ZM152 150H153V151H152ZM160 150H161V149H160ZM165 150H166L167 152H166ZM185 150H186V149H185ZM84 151H87L88 153H89V152L91 153V154H90V153H89V154L87 153V154H88L87 158L90 157V158H88V159H89V161H91L92 163L88 162V163H86V164H90V165L93 164V165H91L92 170H91V168L89 167L90 165L85 166V168H86V167H89V168H86V170H84L85 168L83 169V167H84V165H86V164L83 163V162H81L82 165L84 164L83 167H80L81 164H79V165H78L79 168L76 167V166H77L76 164H74V163L76 162L75 159L78 158V154L81 155ZM144 151L141 152V153H144ZM173 151H174V152H173ZM203 151H204V150H203ZM121 152H122V151H121ZM121 152L118 154V155H120V157L117 156V158H116L117 160H118V158H121V156H123V155L121 154ZM137 152H136V154H137ZM172 152H173V153H172ZM186 152H187V151H186ZM198 152H199V151H198ZM84 153L86 154V152H84ZM84 153H83V156H84V158H85ZM105 153H106L107 156L105 155ZM148 153H150V152L148 151ZM157 153L160 154V156L157 155ZM174 153H175V154H174ZM184 153H185V152H184ZM200 153H201V152H200ZM73 154L77 155V158H75V156H74V158H75V159H74V158H73ZM193 154H194V153H193ZM193 154H192V155H193ZM80 155H79V156H80ZM91 155H92V156H91ZM133 155H134V154H132V156H133ZM143 155H144V154H143ZM148 155H150V154H147V155L145 154L144 156H148ZM183 155H184V154H183ZM81 156H82V155H81ZM93 156H94V157H93ZM132 156H131V158H132ZM135 156H136V155H135ZM138 156H139V155H138ZM140 156H142V155H140ZM144 156L142 157V160H143L144 163H145V160L143 159ZM199 156H200V154H199ZM202 156H203V155H202ZM9 157H10V158H9ZM91 157H92V158H91ZM95 157H96V158H95ZM186 157H187V155L185 156V158H186ZM189 157H190V156H189ZM72 158H73V160H72ZM87 158H86V159H87ZM94 158H95V159H94ZM97 158L99 159L98 162H99L100 164H101V162H102V159H103L104 162H102V164L99 165V163L96 161ZM123 158H124V157H122L121 161L124 160ZM131 158H130V159H131ZM146 158H147V157H146ZM183 158H184V157H183ZM185 158H184V159H185ZM36 159L38 160V164H40V166H42V165L45 164L46 167H45V166H42V167H44V171H43V173H42V172L39 173V172L37 171L38 174L36 173V175H35V174H34V171L36 172V169H35V168L38 167V165H37V166L34 165ZM78 159H80V157H79ZM88 159H87V161H88ZM107 159H108V160H107ZM130 159H129V160H130ZM139 159H141V158H139ZM139 159H138V160H139ZM148 159H149V157H148ZM188 159H189V158H188ZM190 159H191V158H190ZM74 160H75V161H74ZM93 160H95V161H93ZM100 160H101V162H100ZM193 160H194V159H193ZM84 161H85V160H84ZM113 161H114V164L117 162L116 160H113ZM113 161H112V163H113ZM115 161H116V162H115ZM118 161H120V160H118ZM121 161H120V162H121ZM126 161H127V160H125V164H126V165L123 164L124 161H122V163H120V162H119V163H118V162L116 163V165L119 164V166H120V164H121V165L123 164L122 167H123V166H124V167H125V166H128V167H126V168H128V169H124V170H123L124 167H123V168H120V167H121V166H120L119 168L123 171V173H120V171H119L118 174H120V175L122 174V175H124V177H125V174H126L127 177L131 174V175H133V177H136V178H134V180H133V179H132V176H131V175H130L131 177L129 176L134 182H135V179H137V180L140 179V181L144 182L143 180H145V179H143V178H146V176L149 175L148 171L145 172V170H143L144 173H146V175H145V174H141V172H139L140 175L138 176L137 174H134L136 170L133 171V172H132V170H130V169H135V168H131V165H132L133 163H130V162H131L132 160H131V161H127V162H126ZM146 161H148V160L146 159ZM194 161H195V162H194V164H193V161L191 160V163L193 164L192 167H194L195 169H197V168H196V165H195V164H197V163H196L197 160L195 159ZM22 162H24V163L22 164ZM36 162H37V161H36ZM85 162H86V161H85ZM110 162H109V164H110ZM128 162H129V163H128ZM148 162H149V161H148ZM185 162H186V161H185ZM199 162H200V161H199ZM76 163L78 164V162H76ZM94 163H95V164H94ZM96 163H97V165H96ZM127 163H128V165H127ZM21 164H22V166H24V167H22ZM24 164H25V165H24ZM73 164L75 165V168H76V170H74V171H75V173H77V174L74 173V175H73L74 178L72 177L73 179H72V178H71L72 180L70 179L71 182L69 181L70 183H68V182H66V183H68V185L70 184L69 188L73 186V189H72V190H73V193H74V191H76V192H75L76 194L73 195V196H74V197L76 196L77 198L75 197V198H76V199H75V198L73 197V198H71V201L69 200L70 202H67L68 199L70 198V197H69L70 194H72L71 190H70L71 193L68 192V193H69V196H67L68 194L64 195L66 198H67V197H69V198L65 199L64 197H62V196H63V194H62V195H61V197L63 198V199H62L60 196H58V194L60 195L61 193H64V192L67 191V190H65V191L63 190L64 192H63L62 190H61V192H60V190H59L58 194L56 195L57 192H56V191L53 192V191H54V186L56 185V184H54V183H55L54 181H56L55 178L57 177V175H60V173L63 172L64 170H69V169H71V166H73ZM130 164H131V165H130ZM145 164H146V163H145ZM157 164H156V166H157ZM192 164H191V165H192ZM95 165H96V166H95ZM107 165H108V164H106V166H107ZM129 165H130V169H129ZM185 165H186V167H187V165H188L187 162H186ZM194 165H195V166H194ZM17 166H19V168H20V170H21V173H22L21 175L18 173V172H19V168H18V172H17L16 174H15V172H14V171H16L15 169L17 168ZM34 166H35V167H34ZM92 166H95V167H92ZM142 166H144V165L142 164ZM142 166H141V167H142ZM197 166H198V165H197ZM15 167H16V168H15ZM73 167H74V166H73ZM113 167H114V166H113ZM132 167H133V165H132ZM186 167H185V169H186ZM80 168H81V169H80ZM94 168H95V169H94ZM105 168H106V167H105ZM105 168H104V169H105ZM117 168H118V167H117ZM142 168H143V167H142ZM144 168H143V169H144ZM194 168H192V169L194 170ZM30 169L33 170V172L30 171L32 174H29V173H28V170H30ZM87 169H88V170H87ZM120 169H119V170H120ZM153 169H154L155 171H153ZM5 170H4V171H5ZM8 170H9V171H8ZM79 170H80V171H79ZM94 170H95V171H94ZM102 170H103V169H102ZM117 170H118V169H117ZM128 170H129V171H128ZM186 170H187V169H186ZM190 170H191V169H190ZM190 170H189V171H190ZM74 171H73V172H74ZM77 171H78V172H77ZM82 171H86V172H87V171H90V172H88V173H90V174H87V173L82 172ZM93 171H94L95 173H94ZM96 171H98V172H96ZM110 171H111V170H110ZM124 171H125L126 173H125ZM127 171H128V174H129V175H127ZM143 171H142V173H143ZM195 171H196V170H195ZM198 171H199V170H198ZM81 172H82V173H81ZM91 172H93L94 175H92L93 173L91 174ZM99 172H100V173H99ZM157 172H158V171H157ZM190 172H191V171H190ZM0 173H1V172H0ZM2 173H3V171H2ZM9 173H10V174H9ZM83 173H84V174H83ZM96 173H99V174L97 175ZM107 173H108V171H107ZM124 173H125V174H124ZM136 173H138V172L136 171ZM172 173H175V174H172ZM193 173H194V175H196V173H195L194 171H193ZM198 173H199V172H198ZM17 174L20 175V176H18ZM33 174H34V176H33ZM65 174H67V175L64 176ZM70 174H71V176H72V173H70V172H68V171H66V173L64 172V173L62 174V175H63V179L66 178V177L68 178V176H69ZM80 174H81V175H80ZM82 174H83V177H85V174H87V176L90 175V176H91V179H92V177L95 176V174H96V176L98 177V182L101 180L100 182H103V183H98V182L96 181V180H97L96 177H93L94 180L92 179V181H93V183H92V181H89V180H90V179H88L89 177L87 178V176H86V177H85V178L87 179V180H86L85 178L82 177ZM105 174H106V172H105ZM105 174H104V172H103V175H105ZM118 174H116L115 176H118ZM151 174H150V175H151ZM14 175H16L18 178H20L19 181H18V180H17L18 178L15 176V177L17 178L16 180H17L18 182H16V181L14 180V179H15V178H14ZM28 175H30V176L28 177ZM31 175H32V176H31ZM62 175H61V176H62ZM76 175H77V178H75ZM78 175H80V177H79ZM100 175H101V174H100ZM122 175L116 177V179L118 180V178H119L120 180L123 179V181H126L127 178L125 177V180H124V178H123ZM136 175H137L138 177H137ZM141 175H144V176H141ZM162 175H163V177H162ZM183 175H184V174H183ZM198 175H199V174H198ZM4 176H5V177H4ZM26 176H27V177H26ZM71 176H70V177H71ZM106 176H107V174H106ZM140 176L143 177V178H142L143 180H141V178H139ZM172 176H173V177H172ZM192 176H193V175H192ZM32 177H33V178H32ZM59 177H60V176H59ZM109 177H110L111 179H110ZM113 177H114V176H113ZM120 177H122V178H120ZM152 177H154V176L151 175V178H152ZM27 178H31V179H32L31 182L29 181L30 184L33 183V184H31V187L33 186L32 188H30V185H27V184H29V182L25 184V182H27ZM61 178H62V177H61ZM67 178H66V179H67ZM78 178H80V179H78ZM81 178H83V180H85V181H83ZM99 178H100V179H99ZM108 178H109V179H108ZM130 178L128 179V181H126V185H127V184L129 183V181L131 180ZM147 178H148V179H147ZM147 178H146V180H147V182H148V180H150V179H149L150 176H147ZM158 178H159V179H158ZM162 178H163V179H162ZM164 178H165L166 180H165ZM182 178H183V177H182ZM192 178H193V177H192ZM192 178H191V179H192ZM153 179H154V178H153ZM176 179H177V178H176ZM180 179H181V178H180ZM193 179H194V178H193ZM193 179H192V182H193ZM58 180H60V178H58ZM68 180H69V179H68ZM68 180H66V181H68ZM77 180H76V181H77ZM146 180H145V181H146ZM151 180H150V182H151V183H154V182H152ZM167 180H168V181H167ZM173 180H174V181H173ZM184 180H185V176H184ZM200 180H201V179H200ZM88 181H89V182H88ZM95 181H96V182H95ZM114 181H115V178H114ZM123 181H121L122 184H123ZM133 181L130 182L131 184H130V183L128 184V185H132V186H128V187H126V190H128V188H130V189L132 190L131 187H133V188L135 189V190L132 192V195H130V198H129V197H126V196H127V195H126L127 192H126V190L122 187V184H119V183H120L119 180H118V181H115V182H119V183H117L118 185L116 184L117 188H116L114 185L112 186V187L118 189V191H116V189H114V188H112V187H110V186H108L109 188H108L107 186H105L107 194H108V193H109V194L112 193V191H113L112 189H114L113 193H115V192L117 193L116 195L114 194V199H115V196H116V198H118L119 195H120V198H118V200L120 199V200H119V203H117L118 200L115 199V203H116L115 205L120 204V206H119V205H118V206L121 208V210H118L117 208H119V207L116 208V206L114 207V205H113V207L115 208V210H114V208L111 206V203H110V202H109V203H110V208H111L110 210H111V211H113L114 213H115L116 211H117L118 213L121 212L122 215L124 214L123 216H121V215H120L121 213L118 214V215H116V213L114 214L113 212H111L112 215L114 214L115 216H118V217L120 216V217H119L120 220H121V218H122L121 222L123 221V222H122L123 225H124V222L127 221L126 223L129 224V223L132 222L134 219H132V218H130V217L128 216L130 219H128V217H127V219H128V220H131V219H132V221H130V222H129L128 220L124 221L125 218H126L125 216H126V214H128V213H127V212H124L125 209H122V208L126 206V210H125V211H127L128 208L131 209V208H130L131 205L134 204V203L137 201L135 198H137V197L139 196V195H138V196L136 197V195H137L136 193H137L138 191H139V192L141 191V192L143 193V187H141V186H142V182H140L139 180H138V182H137V181L135 182V183H139V182H140V183H139L140 186H139V185L135 184ZM163 181H165V183H164ZM166 181H167V182H166ZM182 181H183V179H182ZM195 181H196V182L198 181V179H196V177H195ZM195 181H194V182H195ZM62 182H63V181H62ZM90 182H91V186H90V184H88V183H90ZM115 182H114V183H115ZM127 182H128V183H127ZM171 182L173 183V185L171 184ZM194 182H193V183H194ZM82 183H84V184H82ZM95 183H97V185L100 184V185H99L100 187H101L102 184H103V186H102L101 188L99 187V189H97L98 186H95V185H96ZM110 183H109V185H110ZM133 183H134V184H133ZM144 183H145V182H144ZM151 183H149V185H150ZM162 183H164V184L162 185ZM175 183H176V184H175ZM197 183H198V182H197ZM2 184H4L5 186L2 185ZM18 184H19V185L21 184V185L16 187L15 185H18ZM53 184H54V185H53ZM63 184H64V183H63ZM74 184H75V182H74ZM94 184H95V185H94ZM105 184H107V183H105ZM145 184H146V183H145ZM166 184H167V187H165ZM182 184H184V181H183ZM182 184H181V185H182ZM23 185H24V186H23ZM52 185H53V189H52V188H49V187H52ZM68 185L66 184V186H65V188L67 187L66 189H68ZM71 185H72V186H71ZM88 185H89V186H88ZM111 185H112V184H111ZM120 185H121V190H122V191L125 190V191L121 192V190H119V189H120ZM123 185H124V187H125V182H124ZM161 185H162L163 187H165V189H164ZM164 185H165V186H164ZM181 185H180V186H181ZM14 186H15V187H14ZM25 186H26L27 188H25ZM86 186H87V187H86ZM134 186H135V187H134ZM136 186H137L138 190H137ZM138 186H139V187H138ZM144 186L148 187L147 185H144ZM152 186H153V188L151 187L152 189L150 188V186L148 187V188H150L151 190H147L148 188L145 187L146 189H145L144 191H146L147 193H146V192H145V194L143 193V196H145V197L147 196V198H149V196L146 195V194L151 193V191H152V193H153L155 190H157L158 187H157L155 190H153V189H154V185L152 184ZM156 186H157V185H155V187H156ZM160 186H161L162 188H161ZM169 186H170L171 188H170ZM36 187H35V188H36ZM56 187H59V186H56ZM63 187H64V186H63ZM93 187H94V188H93ZM13 188H14V189H13ZM16 188H17V189H16ZM19 188H20V190H19ZM23 188H25V189H23ZM37 188L34 190L35 193H38ZM80 188H79V189H80ZM86 188H90L91 190H87ZM107 188H108V191H107ZM139 188H141V189L139 190ZM159 188H158V189H159ZM168 188H169V189H168ZM196 188H197V190H198V187H196ZM196 188H194V189H196ZM9 189H8V191H10ZM15 189H16L17 191H16ZM22 189H23V190H22ZM48 189H50V190H48ZM55 189H56V188H55ZM160 189H159V190H160ZM177 189L179 190V188H177ZM26 190H27V191H26ZM52 190H53V191H52ZM83 190H84V191H83ZM98 190H99V191H98ZM104 190H105V189H104ZM104 190L101 189L102 195H103ZM109 190H111V191L109 192ZM174 190H175V189H174ZM3 191H4V190H3ZM6 191H7V189H6ZM6 191H5V192H6ZM8 191H7V192H8ZM18 191H19V192H18ZM20 191H21V192H22V191H23V192L26 191V192L21 193ZM36 191H37V192H36ZM49 191H51V192L48 193ZM89 191H90V192H89ZM157 191H158V190H157ZM170 191H171V190H170ZM170 191H169V192H170ZM194 191H195V190H194ZM194 191H192V192H194ZM1 192H2V191H1ZM5 192H4V193H5ZM29 192H28V193H29ZM95 192H96V195H94L95 197H93L92 194H94ZM106 192H105V195H103L104 197L106 196ZM120 192H121L122 195H123V194H125V195L122 196V195L120 194ZM158 192L160 193L161 191H158ZM158 192H156V194H155V192H154V193H153L154 195H152V194H149V195L155 197V195H156V196L159 195V194H157ZM162 192H161V193H162ZM177 192H178V191H177ZM32 193H33V192H32ZM32 193H31V194H32ZM35 193H34L33 195H35ZM65 193H66V192H65ZM87 193H88L89 195H88ZM113 193H112V194H113ZM128 193L130 194L131 192H128ZM134 193H135L136 195H135ZM196 193H197V192H196ZM196 193H195V195H196ZM198 193H199V192H198ZM8 194H9V192H8ZM29 194H30V193H29ZM47 194H48V195H47ZM109 194L107 195V197L109 196ZM112 194H111V195H112ZM118 194H119V195H118ZM129 194H128V196H129ZM133 194H134L135 198L132 197ZM25 195H26V194H25ZM25 195H24V196H25ZM33 195H32V196H33ZM37 195H38V194H37ZM39 195H38V196H39ZM55 195H56L57 197H59V198L57 199V198L55 197ZM100 195H101V193H100ZM111 195H110V196H111ZM117 195H118V196H117ZM162 195H164V194H160V197L157 196L156 200H159L158 198L164 199L163 197H161ZM186 195H187V194H186ZM192 195H194V194L192 193ZM32 196L30 195V196L28 197V198H31V199H30V200H31V201H30L31 204H29V206H31V207H29V206L27 205V204L29 203V200L26 199L25 201H28V203H25L26 206H21L20 210H23L22 212H24L25 214L28 212L27 214L33 215L34 217L36 216V217H35L36 219H35L33 216L31 217V216L25 215L24 213H23L24 215L22 214V215H23L22 218H18V217H17V218H18V219H17V218L15 217V214H14V209H15V207H16L17 205H18V206H17L18 208L20 207V205H19L18 202H16L17 205H15V206H14L15 203H12L13 205H11V206H10V203H9V206H10L9 208L12 207V212H13V215H14V217H15L16 219H14V220L11 219V220H10L11 217L7 216V215L9 214L8 212H7L8 214L6 213V214H7V215H6V216H7L6 219H5V217H4L5 215H2V217L5 219V221H6V220L8 219V217H9V219H8V225H9V226L12 225V228L15 227L14 229H16V226H13V224L16 225L15 223H17V226L19 225L20 228L17 227V229H18V230L16 229L17 231H19V229H20V230L23 229V228H22V225H23L24 223H26V222H28V221H30V220H31L30 222L32 223V224H31V223L28 222V223L24 224V227H26V228H24V230H26V231L28 230V231H27V234L25 233V235H28V232H29V234H30V235H28V237H27V236L24 237V235H20V233H19L20 231L18 232L19 234H18V233H17V234L15 233V232H17V231H14V232H13L14 235H15L16 237H12V236H13V233H12V232H11L12 234H10V235H12V236H10V237H9V234H8V237H6V236H7V234H6L5 237H6L7 239H6V238L3 239V238H4L3 236H2L3 238L0 237L1 240H2V241L0 240L1 243L4 244V245L2 246V244L0 243V246L2 247V249H0V250H1V251H0V258H2V259L0 260L1 262H2V260H3L4 255H5V258H4L3 262H2V264L4 263V261L8 260L7 258H9V257H11V256H12V260H13V261H11V260L9 261V260H8V262H11L10 264H53V263H54V264H57V262H56V261H53V260H54L55 256H57V255H61V253H59V252L62 251V253H63V251H64V256H65V255H68V252L71 253V251L68 250V249H69V248H68L69 246L64 248V247H63L64 244H67V245H68V243L73 244V243H74V239H76L77 241L79 240L77 237H76V238L74 237L75 235L73 236V234H74V232H73V231H74V228H73V227H75V223L73 224V227H72L71 224H69V223H70V222H69L70 219H69V220L67 219V218L69 217V215L67 216V218H66V220H65V222H66L67 225L65 224L66 226H65V225L62 226V224L57 223V222H58L57 220H59V222H60V220H61V218L59 219L60 216H59L58 219H57V216H58L59 210H57L58 212L56 211L57 214H55L54 211H52V210L49 209V206H48V205H46V206L43 208L45 202H43V200H42L41 198H40L41 200H38V199H37L38 196H36V197L34 196L35 199H34V197H32ZM78 196H79V195H78ZM83 196H84V198H83ZM85 196H86V198H85ZM87 196H88V197H87ZM89 196H91V197H89ZM103 196H101V197L98 196V197L101 199V201H102L103 199H104V201H106L107 199L105 200V198H107V197L103 198ZM112 196H113V195H112ZM121 196H122L123 201H122V199H121ZM140 196H141V195H140ZM151 196H150V199H151V198L153 199L154 197H151ZM168 196H169V195H168ZM1 197H2V196H1ZM19 197H18V198H19ZM71 197H72V196H71ZM124 197H125V199H124ZM190 197H191V196H190ZM197 197H198V196H197ZM197 197H196V198H197ZM25 198H26V197H25ZM38 198H39V197H38ZM47 198H49V197H47ZM55 198H56L57 200L55 201L56 203L54 204V207H55V208H54L52 204L54 203L53 200H54ZM92 198H93V199L96 198L94 202H93V199H92ZM102 198H103V199H102ZM112 198H113V197H112ZM127 198H129V201H130V203H131V204H130V207H127V204H128V206H129V201H128V200H127V202H128L127 204L124 203V201H126ZM132 198H133V200L135 199L136 201L133 202ZM140 198H141V197H140ZM172 198H174V197H172ZM176 198H177V197H176ZM178 198H179V197H178ZM178 198H177V199H178ZM4 199H5V198H4ZM32 199H34V200H32ZM74 199H75V200H74ZM130 199H131V200H130ZM144 199H145V198H144ZM150 199H149V200H150ZM161 199H160L159 201H160V202H163V201H161ZM165 199H166V198H165ZM167 199H168V198H167ZM193 199H194V198H193ZM0 200H1V199H0ZM2 200H3V199H2ZM35 200H36V202H37V200H38V202L42 201V202L40 203L41 205H39V203H36ZM64 200H66V201H64ZM72 200H74V201L72 202ZM78 200H80V199H78ZM78 200H77V201H78ZM138 200H139V199H138ZM146 200H147V199H146ZM153 200H154V199H153ZM178 200H179V199H178ZM180 200H181V199H180ZM191 200H192V199H191ZM4 201H5V200H4ZM25 201H23V202H25ZM77 201H76L75 203H77V205L80 203L79 210H81L80 212L83 213L85 207L83 208V203H81V200H80V202H77ZM83 201H82V202H83ZM86 201H87V200H86ZM88 201L90 202L89 204L91 205V201H90V200H88ZM99 201H100V200H99ZM101 201H100L99 203H101ZM104 201H103V202H104ZM116 201H117V202H116ZM120 201L122 202V204L124 203L125 205H121ZM140 201H141V200H140ZM159 201H157L155 204L159 203ZM195 201H196V200H195ZM0 202H1V201H0ZM19 202L21 203L22 201H19ZM23 202L21 203L22 205H23ZM33 202H35L36 204H38L37 207H35L36 205H35ZM65 202H66V204H63V203H65ZM132 202H133V203H132ZM141 202H142V201H141ZM146 202H148V201H146ZM173 202H174V201H173ZM178 202H179V201H178ZM183 202H184V201H182V203H183ZM193 202H194V201H193ZM2 203H3V201H2ZM32 203H33V204H32ZM59 203H60L61 205H60ZM99 203H96V204H98V207H96V206H97L96 204L94 205V207H96V209H95V208H92L91 210H92V211H93V209H94V210H97V212H99L100 214H102V213L100 212V210H101L100 208H101L102 203H101V205H100ZM113 203H114V200H113ZM151 203H152V202H151ZM189 203H190V202H189ZM42 204H43V206H42ZM56 204L58 205L57 207H56ZM81 204H82V206H81ZM103 204H105V203H103ZM136 204H138V203H136ZM136 204H135L134 206L132 205V207L134 208V207L137 206V210H138V207H140V206H138V205H136ZM146 204H148V203H146ZM152 204H153V203H152ZM178 204H179V203H178ZM178 204H177V200H176V205H178ZM180 204H181V203H180ZM193 204H194V203H193ZM3 205H5V202L3 203ZM6 205H8V204H6ZM33 205H34V206H33ZM69 205L65 206V208H66V207H70V208H71V206H69ZM74 205H75V204H74ZM74 205H73V206H74ZM99 205H100V206H99ZM107 205H108V204H107ZM141 205H142L141 207L143 208V204H141ZM153 205H154V204H153ZM27 206H28L29 208H27ZM32 206H33V207H32ZM85 206H86V205H85ZM105 206H106V205H105ZM34 207H35V208H34ZM46 207H48V208L46 209ZM62 207H63V206H62ZM74 207H77V206L75 205ZM74 207H72V208H74ZM175 207L177 208V206H175ZM9 208H8V209H9ZM30 208H31V209L33 208V209L31 210ZM63 208H64V207H63ZM65 208H64V209H65ZM90 208H91V207H90ZM98 208L100 209L99 211H98ZM112 208H113V209H112ZM120 208H119V209H120ZM152 208H153V207H152ZM178 208H179L178 211H181L180 209H181V208H184V207H181V205H179ZM6 209H7V208H6ZM28 209H29V211H27ZM44 209H46V210H44ZM74 209H75V208H74ZM77 209H78V208H77ZM102 209H103V208H102ZM107 209H108V208H107ZM116 209H117V210H116ZM134 209H135V208H134ZM140 209H141V208H140ZM144 209H145V206H144ZM163 209H164V208H163ZM184 209H185V208H184ZM66 210L68 211V213L71 212V210H72V212L74 211L73 209H69V210L66 209ZM85 210H86V209H85ZM110 210H109V211H110ZM141 210H142V209H141ZM175 210H176V209H175ZM31 211H32V212H31ZM38 211H39V212L41 211V212L39 213ZM43 211H45V212H46V211H51L50 213L53 212V214H55V215L50 214L49 212H47V213H49V214H48V215L46 214V215H47V217H46V215H43V214H42ZM75 211H76V209H75ZM87 211L89 212V214L87 213L88 215H86V214H83V215H82V216H84V215L86 216V217H85V216L82 217V222H83V218L86 219V220H89V219H92V218H93L94 220H93V219L90 220L89 223H87L88 221H87V222L85 221V222H84L85 224H82V225L85 227L86 224H88L87 226L89 227V229H90V228L92 229V226L95 225V226H94L95 229H94V228H93V229L96 230V227H100V226L98 225V224H100L99 221L97 220L98 218H95L96 216H93V214H90L92 211L90 212L88 209H87ZM87 211H84V212L86 213ZM107 211H108V210H107ZM143 211H147V209H146V210H143ZM143 211H141V212H143ZM161 211H163V210H161ZM178 211H177V212H178ZM190 211H191V210H190ZM45 212H44V213H45ZM78 212H79V211H78ZM95 212H96V211H95ZM95 212L93 211L92 213H95ZM123 212H124V213H123ZM128 212H129V211H128ZM131 212H132V210H131ZM138 212H139V211H138ZM138 212H137L136 214H139ZM159 212H160V210H159ZM4 213H5V212H4ZM125 213H126V214H125ZM129 213H130V212H129ZM134 213H135V210H134ZM134 213H131L132 216L135 215ZM145 213H146V212H145ZM147 213H148V212H147ZM157 213H158V212H157ZM167 213H168V212H167ZM181 213L183 214V211H181ZM61 214H62V213H61ZM66 214H67V212H66ZM70 214H71V213H70ZM95 214H97V213H95ZM100 214H99V215H100ZM108 214H109V213H108ZM111 214H109V215H111ZM152 214H153V213H152ZM160 214H161V212H160ZM160 214L158 213L157 215H159L158 217H159V219L161 220V218H162L161 216H162L163 214H162V215H160ZM165 214H166V213H165ZM174 214H175V215L177 214L176 211H175ZM182 214H181V217H182ZM13 215H12V216H13ZM49 215H50L51 217H52V216H53V217L51 218ZM56 215H57V216H56ZM91 215H92V216H91ZM97 215H98V214H97ZM99 215H98V216H99ZM112 215H111V216H112ZM140 215H142V214L140 213ZM155 215H156V214H155ZM167 215L169 216V215H171V213H169V214H167ZM167 215H165V217H166ZM177 215H180V213L177 214ZM0 216H1V215H0ZM24 216H25V217H24ZM26 216H27L28 218L31 217V218H29L30 220H26V221H25L24 219L27 218ZM48 216H49V218H48ZM54 216H56V217L54 218ZM87 216H88L89 218H88ZM98 216H97V217H98ZM111 216H109L108 219H107V220H110L109 223L111 222V219H110V218L113 217V216H112V217H111ZM142 216L145 217L144 215H142ZM142 216H141V218H142ZM151 216H152V215H151ZM163 216H164V215H163ZM173 216H174V215H173ZM183 216H184V215H183ZM73 217L75 218L74 215H73ZM102 217H103V216H102ZM102 217H100L99 220H101ZM118 217H114L115 219L112 218V219H113L112 221L115 222V220H116ZM124 217H125V218H124ZM138 217H139V216H138ZM158 217H157V218H158ZM175 217H176V216H174V219H173V220L176 221ZM179 217H180V216H179ZM3 218H1V219L4 220ZM12 218H13V217H12ZM23 218H24V219H23ZM28 218H27V219H28ZM53 218H54V219H53ZM119 218H118V219H119ZM134 218H135V217H134ZM136 218H137V217H136ZM136 218H135V219H136ZM147 218H148V217H146V219H147ZM152 218H154V217H152ZM163 218H164V217H163ZM171 218H172V215H171ZM176 218H177V217H176ZM20 219H21V220L23 219L24 222H21ZM32 219H33V220L35 219L36 222H35V220H34V222H32V221H33ZM62 219H63V218H62ZM75 219H76V218H75ZM80 219H81V218H80ZM123 219H124V220H123ZM144 219H145V218H144ZM146 219H145V220H146ZM148 219H149V218H148ZM166 219H168V218L166 217ZM177 219H178V218H177ZM179 219H180V218H179ZM16 220H17V222H16ZM23 220H22V221H23ZM53 220H55V222H56V221H57V222L55 223ZM63 220H64V219H63ZM137 220H138V218H137L136 220H134V222L136 223ZM140 220H141V219H140ZM154 220H155V219H154ZM160 220H157V221H160ZM170 220H171V219H169L168 221L171 222ZM173 220H172V222H174ZM9 221H12V222L9 224ZM13 221H15V222L13 223ZM18 221H19V224H18ZM94 221H95V222H94ZM97 221H98V222H97ZM101 221H102V220H101ZM105 221H106V220H105ZM116 221H117V220H116ZM162 221H163V219H162ZM162 221H161V222H162ZM166 221H167V220H166ZM166 221H165V224L167 223ZM177 221H178V220H177ZM6 222H7V221H6ZM6 222H5V223H6ZM20 222H21V223H20ZM53 222H54V223H53ZM65 222H63V223H65ZM90 222H91V224H90ZM93 222H94V225H92ZM141 222H142V221H141ZM149 222H150V221H149ZM151 222H152V221H151ZM161 222H159V223L162 224ZM1 223H2V222H1ZM5 223H4V224L2 223V224H3L4 226H6ZM12 223H13V224H12ZM52 223H53V225H55V226H54V230H55V229H56V230H55V233L53 232V229H52V230L50 229V231H52V233L54 234V236H52L51 232H49V234H48V230H49L48 228H49V227L51 228ZM61 223H62V222H61ZM95 223L97 224V226H96ZM105 223H107V222H105ZM105 223L103 222V224H105ZM109 223H107V228H108ZM111 223H112V222H111ZM135 223H134V225H135ZM137 223H138V222H137ZM137 223H136V224H137ZM142 223H143V222H142ZM146 223H147V222H146ZM153 223H155L154 226H156V222L154 221ZM157 223H158V222H157ZM20 224H21V226H20ZM27 224H28V225H29V224L31 225V226L29 225V229H27L28 226H25V225H27ZM56 224H57V225H56ZM58 224H59V225H58ZM79 224H80V223H79ZM117 224L119 225L120 222H118ZM143 224H144V223H143ZM143 224H142V225H143ZM160 224H159V225H160ZM168 224H169V223H168ZM168 224H167V225H168ZM170 224L172 225L173 223H170ZM170 224H169V225H170ZM174 224H175V223H174ZM174 224H173V225H174ZM8 225H7V226H8ZM60 225H61V227H63V230H64V228H65L64 231L62 230V228H60V227H56V226H60ZM89 225H90L91 227H90ZM100 225H101V224H100ZM111 225H112V224H111ZM114 225H115V224H114ZM114 225H113V226H114ZM130 225H131V224H130ZM147 225H148V223H147ZM152 225H153V224L151 223V226H152ZM159 225L157 224L158 227H159ZM167 225H165V226H167ZM169 225H168V226H169ZM101 226H102V225H101ZM103 226L106 227L105 225H103ZM109 226H110V225H109ZM131 226H132V225H131ZM151 226H150V227L147 226V227L151 228ZM84 227H83V228H84ZM114 227H115V226H114ZM126 227L129 229L128 225H127ZM138 227H139V224H138ZM142 227H143V226H142ZM52 228H53V227H52ZM57 228H58L60 231L62 230L63 232H62V231H61V232H56V231H58ZM72 228H73V229H72ZM75 228H76V227H75ZM79 228H80V227H79ZM86 228H87V227H85V229H86ZM102 228H103V227H102ZM102 228L100 227V229H101V230H100V233H101V231L103 232ZM112 228H113V227H112ZM112 228H109V229H110L109 231H107V230L105 229L107 232H110V234L108 233L109 235L107 234V235H108L107 237H109V236L111 235V233H112V232H111V231H112ZM127 228H126V229H127ZM132 228H133V227H132ZM132 228H131V229H132ZM139 228H141V227H139ZM143 228H144V227H143ZM143 228H141V230H142ZM149 228H148V229H149ZM160 228H162V227H159L157 230H159ZM174 228H175V227H174ZM30 229H31V232H30ZM71 229H72L73 231H72ZM85 229H84V231H85ZM87 229H88V228H87ZM97 229L99 230V228H97ZM122 229H124V228H121V230H122ZM134 229H137V227L134 226L133 230H134ZM144 229H146V227H145ZM152 229H153V228H152ZM154 229H156V228L154 227ZM162 229H163V228H162ZM167 229H169V228L167 227ZM175 229H176V228H175ZM114 230L116 231V229H114ZM118 230H119V229L117 228V231H118ZM137 230H139V229H137ZM150 230H151V229H150ZM169 230H170V229H169ZM34 231H35L36 233L39 231V233L36 234L37 236H38V234H39V236H38V237H39V239H38L39 242H38L37 240H35L37 236L35 235V232H34ZM117 231H116V232H117ZM124 231H129V230H124ZM152 231H153V230H152ZM154 231H155V232H154V235H156L157 232H156V230H154ZM163 231L166 232V230H163ZM197 231H198V230H197ZM21 232H23V230H22ZM64 232H65V234H64ZM72 232H73V234H72ZM85 232L88 233V236L91 235L90 232H92V235H93V232L95 233V231H93V230H89V232H88V230H86ZM96 232H98V231H96ZM107 232H106V233H107ZM116 232H115V233H116ZM118 232H120V231H118ZM132 232H133V231H132ZM136 232H141V231L139 230V231H136ZM142 232H143V231H142ZM144 232H146V234H147L148 230H147V231L144 230ZM158 232H159V233H158L157 235L161 234L160 231H158ZM58 233H62V234H64L65 236H67V238H66L65 236H63L62 234H61V236H59L60 234H58ZM89 233H90V234H89ZM100 233H99V234H100ZM121 233H122V232H120V236H119V237H120V240H123L124 238H122ZM123 233H124V232H123ZM177 233H178V231H177ZM177 233H175V234H177ZM22 234H23V233H22ZM50 234H51V235H50ZM55 234H57L58 237H60V238L63 236V237L61 238V240H59L60 242L63 240V243H64V244H62V242H61L62 246H61V244L59 243L61 248H59L58 243H57V244H56V243H55V244L53 243V239L55 238ZM97 234H98V233L95 234V237H97ZM99 234H98V235H99ZM104 234H105V232H104ZM112 234H114V232H113ZM118 234H119V233H118ZM124 234H125V233H124ZM124 234H123V235H124ZM131 234H132V233H131ZM134 234H135V233H134ZM141 234H142V233H141ZM141 234H140V236H141ZM146 234H144V235H146ZM148 234H149V233H148ZM57 235H56V237H57ZM101 235H102V234H101ZM115 235H116V234H115ZM129 235H130V234H129ZM132 235H133V234H132ZM137 235L139 236L138 233H137ZM142 235H143V234H142ZM149 235H150V234H149ZM152 235H153V234H152ZM19 236H21V237L18 238ZM22 236H23L25 239L28 238V240H30V242L32 241V244H33L35 247H34V246H31L32 244L29 245L30 242L27 241V240L24 242ZM29 236H30V237H29ZM51 236H52V237H51ZM116 236H118V235H116ZM125 236H126V237H125ZM125 236H124V237L127 238V236H128V232H127V235H125ZM175 236H176V235H175ZM175 236H174V237H175ZM58 237H57V239H58ZM64 237H65V238H64ZM72 237L74 238L73 241H72ZM90 237H93V236H90ZM90 237H89V238H90ZM100 237H101V236H100ZM100 237H98V238L100 239V240H99V241H100L99 243H100V245H102V244H101V241H102L101 239L104 238V237H106V236L104 235L102 238H100ZM111 237H113V239L115 238L114 235H113V236H110V237H109L110 240H113V239H111ZM130 237H131V236H130ZM130 237H128L127 239H129ZM132 237H133V236H132ZM148 237H149V236H148ZM148 237H146V238H148ZM151 237H153V236H151ZM151 237H150V238H151ZM156 237H157V236H156ZM156 237L154 236L153 238L156 239ZM177 237H178V236H177ZM196 237H197V235H196ZM12 238H16L15 240H18V239H19V243L24 242L27 246L29 245L31 248L28 247V248H29V250H28V248H26V246L23 245L24 243H21V244H19V245H22L21 247H23L24 249L26 248L27 250L25 249L26 251H24L23 249L20 248L22 251H24V252L22 253V251H20V249H19L20 246H17L16 248H18V250L21 252V254H18V253H20V252L17 253L18 250H17V249H14L15 247H14V248L12 247V246H14V244L17 245V244L15 243L16 241H14V239H12ZM17 238H18V239H17ZM21 238H22V240L20 241ZM134 238L137 239V238L135 237V235H134V237H133V241H134ZM140 238H141V237H140ZM146 238L144 237V240H145ZM159 238H160V236H159ZM11 239H12V240H11ZM25 239H24V240H25ZM57 239H54L55 242H56ZM66 239H67V240H66ZM91 239H93V238H91ZM96 239H97V238H96ZM96 239L93 240V242H94V241H97ZM105 239H106V238H104L103 240H105ZM127 239H126V240H127ZM155 239H153V240H152V239H147V240H152L153 242L155 241V242L157 243V241H159V240L156 241ZM162 239H163V240H165V239L167 240V239H169V237H168V238H167V237H166V238H165V237L162 238V236H161V239H160V240H161L162 242H164ZM176 239H178V238H176ZM3 240H4V241L7 240L6 243H3V242H4ZM108 240H109V239H108ZM115 240H117V239H115ZM126 240H125V241H126ZM129 240H131V239H129ZM138 240H139V239H138ZM138 240H137V241H138ZM147 240H146V241H147ZM166 240H165V241H166ZM196 240H197V239H196ZM12 241H13V242H12ZM36 241H37V242H36ZM59 241H58V242H59ZM64 241H65V242H64ZM68 241H69V242H68ZM91 241H92V240H90V242H91ZM133 241H132V242H133ZM135 241H136V240H135ZM135 241H134V242H135ZM140 241H141V240H140ZM7 242H9V244L12 243V245L7 244ZM26 242H28V243H26ZM66 242H67V243H66ZM75 242H76V241H75ZM78 242H82V240H81V241L79 240ZM103 242H104V241H103ZM106 242H107V240H106ZM115 242H116V241H115ZM115 242H112V243H115ZM127 242H128V241H127ZM143 242H144V241H143ZM143 242H142V244L144 245L146 242H144V243H143ZM149 242H150V241H149ZM149 242H148V243H149ZM155 242H154V243H151V244H155ZM13 243H14V244H13ZM37 243L41 244L42 248H44V247L46 246V244H47V245H50V246H51L50 249H51L52 251L49 252L50 250H49V251H48V249L46 250V248H49V247H50V246H49V247L46 246V248H44L46 251H44V252H45L46 254H47V252H49V253L46 255L44 252H42L43 250L40 249L41 247H40L39 244H37ZM99 243H98V244H99ZM108 243H109V242H108ZM110 243H111V242H110ZM116 243H118V242H116ZM116 243H115V244H116ZM120 243H121V242H120ZM120 243H119V244H120ZM138 243H139V242H138ZM158 243H159V242H158ZM166 243H167V241H166ZM170 243H171V242H170ZM36 244L38 245V247H37ZM76 244L79 245V248H80V247H82V249H83V248H84V249L86 248V246H84L83 243H79V244H78V243L76 242L74 245L77 246ZM80 244H81V245H80ZM85 244H86V242H85ZM91 244H92V242H91ZM94 244H95V242H94ZM104 244H105V243H104ZM119 244H118V245H119ZM125 244H127V243H125ZM125 244H120V245H124V246H125ZM128 244H129V243H128ZM131 244H132V243H131ZM135 244H136V242H135ZM142 244L140 245L141 247H142ZM162 244H163V243H162ZM171 244H172V243H171ZM248 244H249V243H248ZM67 245H66V246H67ZM89 245H90V244H89ZM105 245H106V244H105ZM105 245L102 246V249H104L103 247H105ZM133 245H134V243H133ZM148 245H149V244H148ZM157 245H158V244H157ZM43 246H44V247H43ZM87 246H88V245H87ZM111 246H113V245H111ZM115 246H116V245H115ZM126 246H127V245H126ZM130 246H131V245H130ZM136 246H137V245L132 246V247L135 248ZM151 246H152V245H151ZM163 246H164V245H163ZM163 246H162V247H163ZM170 246H171V245H170ZM176 246H177V245H176ZM1 247H0V248H1ZM3 247H5V248H3ZM39 247H40V248H39ZM62 247H63L64 250H62ZM70 247H71V246H70ZM88 247H89V248H88ZM88 247H87V248L90 250V249H91L90 247H92V246H88ZM94 247H95V246H94ZM96 247L98 248V246H96ZM99 247L101 248V246H99ZM106 247H107V246H106ZM117 247H119V246H117ZM132 247H131V248H132ZM147 247H148V246H147ZM157 247H159V246H156V248H157ZM160 247H161V246H160ZM35 248H37V249H39V250H37V249H35ZM97 248H95L94 250L96 251ZM111 248H112L111 250H113V247H111ZM119 248H120V247H119ZM125 248H126V247H125ZM128 248H129V247H128ZM138 248H140V247L138 246ZM142 248H143V247H142ZM144 248L146 249L145 246H144ZM149 248H150V246H149ZM170 248H171V247H170ZM249 248H250V247H249ZM4 249H5V250H4ZM6 249H8V255L12 254L11 256L7 257V254H6V253H7V250H6ZM9 249H10V250H9ZM33 249H34L35 251H34ZM60 249H61V250H60ZM65 249H66V250H65ZM72 249H73V248H72ZM84 249H83V251H84ZM116 249H117V248H116ZM120 249H121V248H120ZM126 249H127V248H126ZM140 249H141V248H140ZM197 249H198V248H197ZM197 249H196V250H197ZM255 249H256V248H255ZM40 250H41V251H40ZM73 250H75V249H73ZM73 250H72V251H73ZM80 250H81V249H80ZM106 250L108 251L109 248H108V249L106 248ZM111 250H109V251H110L109 254H108L109 256H110V253L113 252V251H111ZM117 250H118V249H117ZM122 250H123V249H121L120 252H118V253H122V252H121ZM129 250H130V249H128V251H129ZM150 250H152V248H151ZM158 250H159V249H158ZM164 250H165V249H164ZM246 250H247V249H246ZM4 251H5L6 253H5ZM10 251H11V252H10ZM39 251H40V253H38ZM66 251H67V252H66ZM83 251H82V252H83ZM85 251H86V249H85ZM90 251H91V250H90ZM92 251H93V249H92ZM97 251H98V250H97ZM97 251H96V252H97ZM115 251H116V250H115ZM131 251H132V250H131ZM133 251H134V250H133ZM138 251H140V250H138ZM141 251H142V250H141ZM243 251H244V250H243ZM15 252H16L17 254H16ZM65 252H66V253H65ZM77 252H78V251H77ZM93 252H94V251H93ZM96 252H94V253H96ZM103 252H104V251H103ZM124 252H125V250H124ZM134 252H135V251H134ZM146 252H147V251H146ZM164 252H165V251H164ZM168 252H170V251H167V253H168ZM178 252H179V251H178ZM180 252H181V251H180ZM3 253H4V254H3ZM52 253H53V254H52ZM83 253H84V252H83ZM87 253H88V252H87ZM129 253H130V252H129ZM136 253H137V252H136ZM140 253H142V252H140ZM140 253H139V254H140ZM147 253H148V252H147ZM49 254H50V256H49ZM80 254H81V252L79 253V255H80ZM97 254H98V253H97ZM102 254H103V253H102ZM126 254H127V253H126ZM148 254H149V253H148ZM159 254H161V253H159ZM51 255H53V256L51 257ZM70 255H71V254H70ZM84 255H87V254L84 253ZM114 255H116V252H115ZM123 255H125V254H122V258L119 257V258L121 259V260L119 259V260H120V262H119L120 264H122V263H121L122 261H123V264H125L124 262L127 263V261L125 260V258H126L127 256L125 255L126 257H123ZM130 255H131V254H130ZM130 255H128V256H130ZM133 255H135V254H133ZM133 255H132V256H133ZM145 255L147 256V254H145V253H144V255H142V259H145V257H146ZM157 255H158V254H157ZM157 255H156V257H157ZM161 255L163 256V255H165V253H164V254H161ZM167 255H168V254H167ZM180 255H181V254H180ZM61 256L64 257L63 254H62ZM81 256H82V255H81ZM81 256H80L79 258H82ZM120 256H121V255H120ZM144 256H145V257H144ZM162 256H161V257H162ZM6 257H7V258H6ZM57 257L59 258L60 256H57ZM73 257L75 258V255H74ZM85 257H86V256H85ZM101 257H103V255H101ZM111 257H112V256H111ZM143 257H144V258H143ZM158 257H160V256H158ZM67 258H68V257H67ZM67 258H63V259H65V260H62V261H64V263H65V261H67ZM83 258H84V257H83ZM86 258H87V257H86ZM86 258H85V259H86ZM103 258H104V257H103ZM103 258H102V261L104 260ZM116 258H117V257H116ZM131 258H132V257L130 256V260H131ZM133 258H134V256H133ZM164 258H165V257H164ZM5 259H6V260H5ZM9 259H10V258H9ZM52 259H53V260H52ZM69 259H70V258H69ZM77 259H78V258H76V260H77ZM113 259H115V258H113ZM126 259H128V258H126ZM139 259H140V258H139ZM139 259H138V260H139ZM51 260H52V261H51ZM55 260H56V258H55ZM79 260H80V259H79ZM97 260H98V259H97ZM119 260H118V261H119ZM130 260H129V261H130ZM136 260H137V259H135V261H136ZM140 260H141V259H140ZM155 260H156V259H155ZM157 260H159V259H157ZM157 260H156V261H157ZM160 260H161V259H160ZM118 261H117V263H118ZM132 261H133V260H132ZM135 261L132 262V264L135 263ZM142 261H143V260H142ZM161 261H162V260H161ZM188 261H189V260H188ZM1 262H0V264H1ZM6 262H7V261H6ZM8 262H7V263H8ZM51 262H52V263H51ZM55 262H56V263H55ZM58 262H59V261H58ZM60 262H61V261H60ZM72 262H73V261H72ZM75 262H76V261H74V264H76ZM79 262H83V261L80 260ZM90 262H91V260H90ZM105 262H106V261H104V263H105ZM137 262H138V261H137ZM137 262H136V263H137ZM140 262H141V261H140ZM144 262H145V260H144ZM64 263H62V264H64ZM68 263H69V262H68ZM77 263H78V262H77ZM84 263H86V262H84ZM119 263H118V264H119ZM141 263H142V262H141ZM155 263H156V262H155ZM190 263H191V262H190ZM4 264H6V263H4ZM59 264H60V263H59ZM93 264H94V263H93ZM105 264H106V263H105ZM128 264H129V263H128ZM137 264H140V263H137ZM153 264H154V263H153ZM176 264H177V263H176ZM181 264H182V263H181Z\"/></svg>", "mask_w": 264, "mask_h": 264}]
</instances>
